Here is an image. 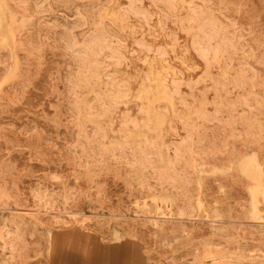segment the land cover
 I'll list each match as a JSON object with an SVG mask.
<instances>
[{"label":"rangeland","instance_id":"rangeland-1","mask_svg":"<svg viewBox=\"0 0 264 264\" xmlns=\"http://www.w3.org/2000/svg\"><path fill=\"white\" fill-rule=\"evenodd\" d=\"M74 1H76V2H74ZM74 1L72 0V2L71 1L69 2V0H62V1L61 0H43V1H41V0H0V63H1L0 64V77H1L0 78V87H1L0 88V100H1L0 101V137L3 136L0 138V146H1L0 147V264H13V263L14 264H54V261L52 259V255L50 253V247L52 244V237L55 234L56 235H62L64 233L65 234L66 233H73L74 231H75V234H72L73 238L78 239V240H83V241H87V240L91 241V242L96 241L98 246H109L110 244L117 243V242H121V243L126 242V244H131V243L135 244L136 252L140 258V264H161V263L162 264H174V263H176V264H179V263L180 264H241V262L243 264H246V263L247 264H258L260 262H261L260 264H264V243H263L264 242V231H263L264 230V202L260 199V202L257 203L258 218H254L252 216V212H251L252 211V200H251V195H250V191H249V186H250L251 182H250L249 178L243 174V171L241 168L242 163L249 156L255 157L256 161L258 163L260 162L259 164H261V166L264 168V145H263L264 144V130H263V128H264V120H263L264 119V117H263V115H264L263 114L264 113V110H263L264 109V48H262V47H264V43H262V42H264V28H263L264 26L261 27L262 25H264L263 24L264 23L263 17L261 19V16L262 15L264 16V0L263 1L258 0L259 4L256 2L257 0H245V1L244 0H230V1L229 0H221L223 5H225L224 3H227V5L224 6V7L227 6L226 8H224L223 5L220 3L222 5L221 6L222 9L220 7V4H218V2H220L219 0H178L179 2L177 0H157V1L156 0H141V1L140 0H135V1H133V0H88V1L87 0H74ZM92 1H93V3H91ZM138 1H140V2H138ZM213 1H214V3H215V1H218V2H216L214 5ZM56 2L57 3L59 2L58 5ZM135 2H137V4ZM51 3H52V5H51ZM68 3H71V4H68ZM73 3H76V4H73ZM234 3H235V5H233ZM260 3H261V7H260ZM55 4H56V6H55ZM124 4L131 11L127 10L128 8H126L125 6H122ZM128 4L130 7L127 6ZM152 4H153V6H152ZM158 4H161V6ZM228 4H230V8H229ZM262 4H263V6H262ZM10 5H12L14 8L12 7V9H11ZM45 5H46V7H45ZM71 5H73V6H71ZM154 5H157L158 7L160 6L159 7L160 10L157 8V6H154ZM167 5L170 8L172 7L174 10L172 8L170 9ZM195 5H199L198 8ZM205 5L206 6L209 5V7H206ZM63 6H65V9ZM101 6L102 7L104 6V7L102 8ZM166 6L168 8H166ZM7 7H8V9H6ZM55 7H56V9H55ZM91 7L93 9H91ZM134 7H136L137 11ZM258 7H259V9H258ZM59 8H60V10H59ZM77 8H78V10H77ZM188 8H189V10H191V9L192 10L189 11ZM212 8H214L215 11ZM234 8H236V9L238 8L237 11ZM262 8H263V10H262ZM54 9H55V11H54ZM68 9H69L70 14L68 13ZM73 9H75V10H73ZM140 9L142 11L145 10L146 12L144 11V12L140 13ZM9 10H11V11H9ZM13 10H14V12H13ZM89 10H90V12H89ZM222 10H223V12H222ZM239 10H240V12H239ZM73 11H75V13ZM80 11L82 14L80 13ZM94 11H96V12H94ZM161 11H163V12H161ZM193 11H195L196 14ZM207 11H209V12H207ZM210 11H212V12H210ZM260 11H261V13H260ZM132 12L137 13V14H135V15H134V13L130 14ZM138 12L140 15H143V13H144V16H142V17L138 16L139 15ZM254 12H256V13H254ZM71 13H73V14H71ZM86 13H88V14L86 15ZM61 14H63V15H61ZM211 14L213 15V17ZM214 14H215V16H214ZM251 14H253V15H251ZM79 15H81V16H79ZM95 15H96V17H95ZM124 15L127 16L128 18L125 17ZM131 15H132V17H131ZM224 15L226 17H224ZM248 15H250V16H248ZM55 16H57V17H55ZM58 16H60V19L58 18ZM133 16H135L136 19ZM243 16H244V19H245V17L247 18L246 21L243 19ZM52 17L55 18V22H54V19ZM64 17L66 20L62 21ZM83 17H85V18H83ZM209 17H210V19H209ZM229 17L232 19H228ZM214 18H216V20ZM11 19H13V20H11ZM15 19H16V21H15ZM21 19H22V21H21ZM79 19L80 20L82 19V20L80 21ZM101 19H103V20H101ZM127 19H129V20H127ZM143 19L145 22L143 21ZM218 19L223 23H220V21ZM239 19H241V20L239 21ZM251 19H252V22H254V23L256 22V26H254L255 24L252 25L253 23H251V21H250ZM19 20L21 22H18ZM51 20L53 21V23ZM77 20H79L78 22H79L80 27L78 26ZM201 20H202V22H201ZM235 20L238 21V23H235L236 22ZM84 21L86 23H88V25L87 24L85 25ZM70 22H71L72 26L70 25ZM106 22L108 23V25ZM224 22H226V23H224ZM230 22L233 25H230ZM240 22L245 23L244 27H242L243 24L241 25ZM8 23H9V25H8ZM54 23H57V24H54ZM59 23H60V25H59ZM96 23L98 25H96ZM144 23H146L145 24L146 26H144ZM178 23H179V25H178ZM212 23H213V25H212ZM249 23H251V24H249ZM66 24H67V26H70V27H65ZM197 24H198V26H197ZM259 24H262V25H259ZM174 25H175V27H174ZM215 25H216V27H215ZM248 25H250V26H248ZM12 26H15V27L13 28ZM62 26H64V28H69L68 29L69 31L67 29H64ZM190 26H191V30L189 28ZM213 26L215 28H213ZM224 26L225 27L227 26L228 28L227 27L225 28ZM17 27H19V29ZM49 27H51V28H49ZM76 27L79 31H76L77 29L76 30L74 29ZM207 27H209V28H207ZM16 28L18 31L20 30L19 35L17 33V30H15ZM106 28H108V29L106 30ZM139 28H140V31H139ZM243 28H245V29H243ZM23 29H25V30H23ZM211 29H212V33H211ZM215 29H217V31ZM246 29H248V30H246ZM21 30H23V32H21ZM65 30L67 31L66 34L69 33L68 34L69 35V37H68L69 41L67 39L68 35L65 34ZM116 30L118 31L119 34L116 32ZM207 30H209V31H207ZM11 31H12V33H11ZM81 31H83V32H81ZM179 31H183V32H179ZM196 31H198V32H196ZM240 31H243L244 33L243 32L240 33ZM72 32H74V33H72ZM95 32L96 33L98 32L97 35H95L96 34ZM59 33L63 36H61ZM79 33H80V35L78 36ZM86 33H88L87 36H86ZM207 33H209V34H207ZM222 33H223V35H226L228 37L221 35ZM234 33H235V35H234ZM200 34H202V35H200ZM82 35L85 37L83 38ZM117 35H118V38H117ZM173 35H175V36H173ZM195 35H196V37H195ZM209 35H211V36H209ZM75 36H76V38H75ZM90 36L92 38H90ZM113 36H116V37H113ZM140 36H142V37H140ZM148 36H149V38H148ZM245 36H246V38H245ZM193 37H195L196 40ZM243 37H244V39H243ZM88 38L91 41H93L94 43L91 42ZM206 38L209 40L206 41ZM13 39H14V42H13ZM94 39H95V41H94ZM97 39L99 40V42H97L98 41ZM100 39H102L103 42H102V40L100 41ZM211 39H213V40H211ZM237 39L238 40L240 39L239 42ZM251 39H252V41H251ZM56 40H58V41H56ZM59 40H61L62 43ZM86 40H88V41H86ZM119 40L123 41L124 43L119 42ZM136 40L138 43L140 42L141 46H140V44L138 46H134V44L135 45L138 44L136 42ZM172 40H174V41L172 42ZM248 40H249V42H247ZM258 40H260V41H258ZM20 41H21V43H20ZM63 41H65L66 44L65 43L63 44ZM89 41L91 44H88ZM143 41H144V43H142ZM101 42L104 46L101 44ZM236 42H237V44H236ZM69 43H71L72 44L71 47L75 49V50H73L72 48H69L70 50L72 49L71 50L72 54L74 52L75 55H72L71 51L68 49L67 46L70 45ZM74 43H76V44H74ZM78 43H79V45H78ZM108 43H109V45H107ZM207 43H209V44H207ZM241 43H244L245 45L241 44ZM13 44H14V47H13ZM22 44L24 45V49H23V47H21ZM80 44L82 46H80ZM105 44H106V48H105ZM224 44H226V45H224ZM250 44H251V46H250ZM252 44L256 45V46L252 47L253 46ZM85 45L87 48L84 47ZM96 45H98V47H96ZM143 45H144V48H143ZM202 45L204 48H202ZM204 45H207L210 47H207V46L205 47ZM213 45L215 47H213ZM229 45H231V46H229ZM243 45H244V47H243ZM63 46H64V48H63ZM147 46H149V47H147ZM190 46L193 47V49H191ZM141 47H142V49H141ZM255 47H257V48H255ZM78 48L79 49L81 48V49L79 50ZM145 48H146V51H144ZM8 49H9V53H8ZM77 49L79 50L78 51L79 54L82 53V55L78 54V52L76 51ZM94 49L96 52L93 51L94 53H91L90 51H92ZM99 49H101L102 51H99ZM223 49H225V50H223ZM228 49H230V50H228ZM254 49H255V51H254ZM49 50H51V51H49ZM192 50H194L195 52ZM200 50H202V51H200ZM204 50H205V52H204ZM207 50H209V51H207ZM241 50H243V51H241ZM162 51H164V52H162ZM228 51H230V52H228ZM63 52H64V54H63ZM203 52H204V54H203ZM207 52H209V53H207ZM247 52H248L249 56H248ZM1 53H3V54H1ZM159 53H161L162 55L161 54L159 55ZM223 53H225V54H223ZM261 53H262V55H261ZM109 54H111L112 56ZM157 54L160 57H157ZM163 54H164V56H163ZM207 54H209V55H207ZM7 55H9V56H8V58L5 59V57H7ZM58 55L62 58H60ZM229 55H230V57H229ZM76 56H78V57H76ZM239 56H241L243 59L240 58ZM245 56L247 57V59L244 58ZM111 57H113V58H111ZM115 57H118V58H115ZM47 58L49 60L51 59V61L53 63L51 61H48ZM72 58H74V59H72ZM76 59L78 60L79 63L81 61L84 64L81 65V63L79 64V63H77V61L75 62ZM217 59H218V61H217ZM232 59H234V60H232ZM14 61H15V63H14ZM56 61H58V62H56ZM93 61H94V63H93ZM205 61H206V63H205ZM241 61L242 62L244 61L245 63L243 62V64H242ZM60 62L62 63V65ZM119 62H120V64H117ZM113 63H116V64L113 65ZM239 63H240V65H239ZM56 64L59 65V67ZM74 64H75V66L77 65L76 66L77 68L75 66L73 68ZM207 64H209V65H207ZM244 64H246V65H244ZM54 66H55V68H54ZM63 66L65 67L66 70L64 69ZM89 67H90V69H89ZM94 67H96V68H94ZM52 68H53V70L51 71ZM60 68H62V71ZM225 68H227V69H225ZM205 69H206V71H205ZM1 70L3 72H1ZM68 70H70L69 71L70 73L67 72ZM74 70H76V71H74ZM258 70H260V72ZM21 71H22V74H21ZM79 71H81V72H79ZM87 71H89V72H87ZM253 71H254V73H253ZM257 71H258V73H256ZM49 72L50 73L52 72L51 75ZM53 72H54V74H53ZM62 72H63V74H62ZM206 72H209V74H206ZM72 73H74V74H72ZM88 73H90V74H88ZM107 73H108V75H107ZM201 74H206V76L201 75ZM18 75H19V78H18ZM20 75H23L24 79ZM28 75H30V76H28ZM65 75H66V77H64ZM69 75H70V77H69ZM212 75H213V78H212ZM252 75H254V76H252ZM85 76H86V78H84ZM104 76H105V78H104ZM210 76H211L212 81L210 80ZM215 76H216V78H214ZM45 77H47V80H49V81H47V84H46V78ZM198 77H200V78H198ZM241 77H244L245 80ZM250 77H252V78L250 79ZM257 77H259V78H257ZM63 78L66 82H64ZM67 78H69V79L67 80ZM144 78L147 82L144 80ZM164 78H165V81H164ZM207 78H209V79H207ZM234 78H236V81ZM204 79H206V80H204ZM238 79L239 80L241 79L240 80L241 83ZM85 80H88V81H85ZM161 80H162V82H161ZM215 80H216V82H215ZM43 81H45V83ZM189 81L191 83H189ZM243 81H244V83H243ZM53 82H54V84H53ZM170 82L173 85H175L178 82L177 85L179 84L178 85L179 87L177 85L176 86L178 88L174 87ZM197 82H198V84H197ZM212 82H214V83H212ZM221 82H222V85H221ZM223 82H224V85H223ZM247 82L249 84L248 85L249 87H247ZM81 83H83V84H81ZM110 83H111V86H109ZM120 83H122V85ZM19 84H21V85H19ZM71 84H72V86H71ZM226 84H228V85H226ZM237 84H238V86H237ZM18 85H19V87H18ZM250 85H251V88H250ZM39 86H40V88H39ZM46 86H48V88ZM77 86H78V88H77ZM94 86H95V88H94ZM119 86H120V88H119ZM189 86L191 87L190 88L191 90L188 89ZM217 86L220 87V90ZM44 87L47 88V90ZM65 87H67V88L69 87L70 89L68 88L69 89L68 90ZM192 87H193V89H192ZM207 87H209V88H207ZM233 87H236V88H233ZM36 88L38 91L36 90ZM175 88L177 89L176 91L174 90ZM261 88L263 90H261ZM65 89H66V92H65ZM215 89H216V91H215ZM97 90L99 91V93ZM122 90H124V91H122ZM197 90H198V92H197ZM207 90H209V91H207ZM248 90H250V91L248 92ZM42 91H43V93L44 92L47 93V95L44 93L45 97H44V94L41 93ZM67 91H71V92H67ZM169 91L172 94L169 93ZM111 92H112V94H110ZM126 92H127V94H126ZM177 92H179V94H181V95H177L178 94ZM241 92H243L242 95H240ZM173 93H175L177 96L174 95ZM203 93L206 95H204ZM35 94L37 96L40 95V97L39 96L37 97ZM74 94H76V95H74ZM169 94H171L172 98ZM184 94H185V96H183ZM48 95H50V96H48ZM138 95H139V97H138ZM199 95H200V97H199ZM261 95H263L262 96L263 99H262ZM59 96H61V99H59L60 98ZM104 96L105 97L107 96V98L109 97L110 99L109 98L105 99ZM204 96H206V97H204ZM224 96H225V98H224ZM68 97H70V99ZM252 97H253V99H252ZM30 98L31 99L33 98L34 100L33 99L31 100ZM37 98H40V99H37ZM73 98H75V99H73ZM178 98H179V100H181V101L184 100L185 102L184 103L180 102L179 100H177ZM190 98H193V99H190ZM248 98H250L252 100L250 101V100H248ZM65 99H66V101H65ZM136 99H137V101H136ZM59 100L61 103H59ZM105 100L107 101L108 104L106 103ZM230 100H232V101H230ZM262 100H263V104H262ZM3 101L5 104L3 103ZM51 101H53V102L51 103ZM69 101L71 104L73 103V105H71L69 103ZM99 101L103 102L104 104H102ZM253 101H255V102L253 103ZM10 102H11V104H10ZM55 102L57 103V106H59V104H61L60 105L61 107L60 106L57 107ZM66 102L68 104H65ZM110 102H112L111 105H110ZM249 102H251L252 105H251V103L249 105ZM53 103H55V105ZM180 103L182 105H180ZM100 104H101V108L99 107ZM66 105H67V107H66L67 110H66V108L64 110L63 107H65ZM68 105H70V106H68ZM123 105L125 106V108H123L124 107ZM246 105H248V106H246ZM90 106L91 107L94 106V107L91 108ZM108 106L115 108L116 110H114L112 108L108 109L109 108ZM186 106H188V107H186ZM250 106H252V107H250ZM46 107H48V109ZM55 107H56V109H54ZM69 107H70V109H69ZM87 107H88V110L90 112L88 110L86 111ZM105 107H107L106 110L103 109ZM155 107H157V108H155ZM182 107H184V108H182ZM32 108H34V109H32ZM58 108H59V110H58ZM139 108H140V110H139ZM162 108H167V109L164 110ZM260 108H262V109H260ZM68 109L72 112H70ZM71 109H75V114H74V110H71ZM156 109H157V111H156ZM177 110H178V113H177ZM221 110H223L226 113H224L223 111H222L223 113H221ZM244 110H246V111H244ZM26 111H28V113ZM47 111L50 113L48 114ZM51 111L53 112V114ZM57 111H59V113H57ZM262 111H263V113H262ZM37 112H39V113H37ZM41 112H42V114H41ZM63 112H67V113L64 114ZM258 112H261L262 114L258 113ZM60 113H61V116H59ZM71 113H73V114H71ZM98 113L100 115H98ZM108 113H109V115H108ZM56 114H57V116H56ZM88 114H91V115L89 116ZM144 114H146V115H144ZM255 115L256 116L259 115L258 118H256ZM71 116L72 117L75 116V117L72 118ZM76 116H77V118H76ZM221 116H222V118H221ZM66 117L67 118L69 117V119H67ZM123 117H124V119H123ZM177 117L180 118V120ZM199 117H201L200 120H199ZM18 118H20V119H18ZM51 118L54 120H52ZM204 118L205 119L207 118V119L205 120ZM41 119H43L45 124L43 121L41 122ZM60 119L62 120V122ZM132 119H134V121ZM181 119H182V121H181ZM221 119H223V120H221ZM30 120H32L33 123L35 122V124H33ZM47 120H49L48 121L49 123L47 122ZM68 120H69V122L74 120V125L71 124L73 122L69 123ZM130 120L133 122H131ZM168 120H169V123H168ZM58 121H60V123ZM94 121H96V123L98 124L97 128H96L97 124L95 123L96 124L95 125ZM11 122H13V124ZM36 122H38L39 124ZM75 122H76V124H75ZM87 122H89V124ZM171 122H173V123H171ZM184 122H186L187 124ZM193 122H195V123H193ZM248 122H249V124L250 123H252V124L249 125ZM82 123H83V125H82ZM120 123H122V124H120ZM130 123L131 124L133 123L134 126L133 125L131 126ZM166 123L170 124V127ZM24 124H26V127L24 126ZM43 124L45 126H43ZM46 124H48L49 126H46ZM68 124H70V126H72V127H70ZM79 124H81V126ZM91 124L95 125V126H92ZM178 124L179 125L186 124L187 126L181 125L183 127L182 128ZM229 124H231V125H229ZM15 125L18 126L19 129H18V127L16 128ZM62 125H64V126H62ZM67 125L69 127H67ZM135 125H136V128H134ZM172 125H173V128L175 127L174 129L172 128ZM51 126H53V127H51ZM54 126L57 130L56 129L54 130ZM65 126L67 128L66 130H64ZM144 126H146V127H144ZM219 126H221V127H219ZM247 126H248V128H247ZM11 127L13 128V130ZM87 127L89 128V130ZM109 127H111V128H109ZM192 127H194V128H192ZM29 128H30V130H29ZM36 128H37V130H36ZM46 128H47V131L45 130ZM72 128H73V130H71ZM86 128H87V130H86ZM171 128H172V130H170ZM184 128L186 131H183ZM204 128H207V129H204ZM210 128L212 129V131H210ZM95 129H97V130H95ZM189 129L192 131V133ZM44 130L46 132H44ZM50 130H52V131H50ZM92 130L94 132H92ZM98 130H100V131H98ZM173 130H174V132H172ZM181 130H182V132H181ZM217 130H219L221 133ZM249 130H250V133H249ZM251 130L252 131L258 130V131L256 133L255 132L252 133ZM25 131H27V133H29V134L28 135H27V133L25 134L24 133ZM35 131H40V132H36L37 135L39 134L38 136L40 138L35 133H33ZM53 131H54V133H53ZM69 131H72L73 133L69 132ZM84 131H86L87 133ZM187 131H188V133H187ZM189 131H190V133H189ZM101 132L103 133V135ZM183 132H186V133H183ZM216 132H218V133L216 134ZM245 132H247V134L249 133L248 134L249 136L246 135ZM31 133H33V134H31ZM41 133H42V135H41ZM49 133H53V136L50 135ZM63 133H66L67 135H65ZM94 133H96V136ZM203 133H206L207 135L203 134ZM212 133H214L215 137L213 136ZM54 134H55V136H54ZM71 134H72V136H71ZM74 134H76V135L74 136ZM186 134H187V136L189 134V139H187ZM190 134H193V135H190ZM195 134H198V135H195ZM32 135H34V136H32ZM25 136H27L30 139H28ZM35 136L37 137V139L34 138ZM41 136H42V138H41ZM69 136L72 140L69 138ZM77 136H78V138H76ZM190 136H192V138ZM197 136L199 139L197 138ZM202 136H205V137H202ZM211 136H212V138H211ZM55 137H56V139H55ZM207 137H210V139ZM217 137L220 139L219 141H218ZM221 137H223V139ZM254 137H256L257 140ZM25 138H27L28 140L26 139V141H23V140H25ZM92 138H94V139H92ZM102 138H103V140H102ZM123 138H124V141L121 140ZM184 138L186 139V141H188V140H191V141H188L185 143ZM213 138H215V139H213ZM21 139H22V142H24L23 145H22ZM57 139L60 141H58ZM68 139L71 141H69ZM82 139H84V140H82ZM95 139H96V141H95ZM233 139H234V141H233ZM13 140H14V142H13ZM65 140H66V142H65ZM75 140H78L79 142L77 141V143L74 145ZM92 140H94V142H92ZM200 140L202 142H200ZM170 141L173 142L175 145L172 146L173 143H171ZM183 141H184V143H183ZM205 141H210L211 147L207 146V145H209V142H205ZM26 142H27V144H26ZM153 142H155V143H153ZM178 142H182L184 145L182 143H180L181 144V146H180V144ZM79 143L82 145H80ZM95 143H96V145H94ZM3 144H5V145H3ZM18 144L22 145L23 147L18 145ZM25 144H26V146H25ZM29 144H31V145L29 146ZM33 144H35L36 147L33 146ZM41 144H43V145L41 146ZM142 144H143V146H142ZM146 144H148V145L146 146ZM164 144H166V145H164ZM169 144H171V145H169ZM199 144H200V146H198ZM212 144L214 147H212ZM123 145H127L128 148H126V146H123ZM149 145H151V146H149ZM94 146H96V147H94ZM148 146H149V148H147ZM175 146H176V148L177 147L181 148L182 146L183 147L181 148L182 149L181 150L180 148H177V149L174 148ZM201 146H203L202 147L203 149L201 148ZM25 147H27V148H25ZM52 147H54V148H52ZM74 147H76V148H74ZM112 147H116V148H112ZM121 147H122V149H121ZM142 147H144V148H142ZM199 147L201 148V150L199 149ZM207 147H210L211 149L213 148V150H211L210 148H207ZM216 147H218V148L216 149ZM93 148H95V150H93ZM98 148H100V149L98 150ZM107 148H108V150H107ZM185 148H186V150H185ZM195 148H197V149H195ZM28 149H30V150H28ZM53 149H55V151ZM101 149H102V152H101ZM105 149L107 150V151H105L106 153L104 152ZM111 149H112V151H111ZM117 149L119 151H116ZM124 149H125V151H124ZM143 149H146V151L147 150L148 151L145 152V150H143ZM172 149H174L173 150L174 155L175 154L177 155L178 153H180L182 156L181 157H180V155L174 156L172 154ZM205 149H207V150L205 151ZM242 149H243V152L241 151ZM23 150H24V153L21 154ZM38 150H39V152H38ZM67 150H68V153H66ZM73 150L75 151V153L72 154V152H74ZM81 150H83L84 152ZM126 150L130 151V153L127 152ZM151 150L153 151V153L150 152ZM188 150L191 152H189ZM199 150L201 152L203 151V153H201ZM36 151H37V153H36ZM69 151H70V154H69ZM121 151H122V154H120ZM132 151H133V153H131ZM141 151H144V152L142 153ZM165 151L167 153H165ZM209 151H212V153ZM240 151L242 152V154ZM41 152H43V153H41ZM54 152L56 153V156L53 155ZM57 152L59 153V155ZM108 152L111 155L108 154L107 156H105ZM113 152H115V153H113ZM148 152H150V153H148ZM193 152L197 154L196 155L197 157L194 156ZM50 153L52 155H50ZM79 153H81V154L85 153V154H83L84 156H80ZM93 153L95 154V156L97 158H95V156H92ZM127 153H128V156H126ZM200 153H201V155H200ZM16 154H18V155H16ZM167 154H168V156H167ZM198 154H199V156H198ZM223 154H225V155H223ZM15 155H16V158H15ZM39 155H42L43 157L39 156ZM60 155H61V157H60ZM63 155H65V156H63ZM68 155H71L72 157L68 156ZM120 155H122V156L119 157ZM133 155L134 156L137 155L138 157L136 156L134 158ZM143 155H146V156L151 155V157L150 156L146 157ZM259 155H261L260 158H259ZM21 156L24 158H22ZM51 156H53V157H51ZM57 156H59V157L57 158ZM86 156H88L90 158L88 159V157H86ZM202 156H203V159H202ZM75 157H76V159H75ZM80 157H82V159ZM123 157L124 158L126 157V158L123 159ZM128 157L129 158L132 157L131 158L132 160L129 159ZM175 157H178L177 159H179V158H181V159L177 160ZM199 157L202 160H200ZM217 157H219V158H217ZM8 158L10 161L8 160ZM47 158L51 161H49ZM83 158H85V159H83ZM91 158H92V160H91ZM93 158H95L97 160H95ZM108 158H110L112 160H110ZM115 158H117L118 160ZM137 158H139L140 160H138ZM144 158L146 159V161ZM221 158L223 159V161ZM224 158H225V161H224ZM262 158H263V160H262ZM13 159H15V160L12 162ZM57 159L58 160L60 159V160L58 161ZM86 159H87L88 163L86 161H84ZM103 159L105 161H103ZM119 159L121 161H119ZM135 159H137L138 162H137V160L135 161ZM155 159H156V161L153 163V161ZM174 159H176L178 161L177 164H176V160L173 163ZM109 160H110V162H108ZM123 160H124L125 164L127 163L126 165L123 163ZM133 160H134V162H133ZM142 160H143V162H141ZM186 160H187V162H185ZM213 160H216V161L214 162ZM56 161H58V162H56ZM79 161H80V163H79ZM130 161H132L133 164ZM147 161H148V163H147ZM157 161L159 164L158 163L156 164ZM22 162H23V164H21ZM37 162H40V163H37ZM77 162H78V164H77ZM81 162H82V164H81ZM83 162H85V163H83ZM116 162H117V164L115 165ZM121 162L124 166L122 164L120 165ZM183 162L185 163V165H183ZM9 163H10V166H9ZM18 163H20V165ZM50 163H52V164H50ZM111 163L113 165V167H112L113 169L110 167V166H112ZM128 163L129 164L131 163L130 165L131 166L133 165V166L131 167L130 165H128ZM137 163H138V166L141 165L139 168H137L138 167ZM142 163H144V164H142ZM152 163H153L152 166L147 165V164H152ZM54 164H55V166H54ZM64 164H66V165H64ZM76 164H77V168L75 167ZM79 164L82 167H80ZM102 164H104V165H102ZM118 164H119V166H118ZM154 164H156V165H154ZM173 164L176 166H174ZM178 164H179V166H178ZM5 165H7V166H5ZM58 166H60V168H61V169L59 168L60 171L58 170ZM134 166H137V167H134ZM155 166L156 167L158 166L157 167L158 169H156ZM182 166H186L187 169H189V170H187L186 167L182 168ZM17 167L21 168V169H18ZM72 167L73 168L75 167L74 168L75 170ZM101 167L103 168V170ZM46 168H48V169H46ZM66 168L67 169L72 168V170L68 169L69 170L68 171ZM104 168L108 171L107 172L108 175L103 174V173H106V170H104ZM109 168H111V170ZM130 168L133 169V171L135 168L136 171L131 172L132 170H130ZM146 168H148V169L146 170ZM123 169L127 170L126 172L130 171L131 173L129 172L130 174L129 173L126 174V173H124L125 170L122 173L121 171H123ZM150 169H152V170H150ZM155 169H156V171H155ZM169 170H175L176 171V172L174 171V173H175L176 177L178 176L177 177L178 180L176 178H174V179L172 178V177H174V175H173L174 173H173V171H169ZM185 170L187 173L191 174V176L189 174H187L185 172ZM207 170H209V171H207ZM24 171H25V173H24ZM140 171H142V172H140ZM153 171L155 172V174L159 173V175L156 174V176L158 175L159 177L154 176L155 174L153 173ZM160 171L162 172L161 174H160ZM55 172H57V173H55ZM234 172H236V173H234ZM49 173H52V174H49ZM115 173H118L117 176H115L116 175ZM135 173H136V175H135ZM143 173H145L147 176ZM148 173L150 174V176L153 174L152 176L154 177L155 180H153V177H149ZM184 173H186V174H184ZM76 174L77 175L79 174V175L76 176ZM85 174H87L88 176ZM124 174H125V176H124ZM142 174H143V176H146L147 179L145 178V181L147 180L146 182H148V185H151V183H152L151 186H148L147 184H145L144 179H143L144 182L143 181L141 182L142 178H144V177H142ZM180 174H182L183 176L182 175L180 176ZM231 174H232L233 178H232ZM132 175H134L135 177H132ZM161 175H163V177L161 178L163 180L160 179ZM36 176H38V177H36ZM59 176L60 177L62 176L61 179L59 178ZM119 176L123 180L121 178H119ZM184 176L186 178H183ZM218 176L221 177L222 179L219 178ZM11 177L13 178V180ZM110 177H112V178H110ZM116 177H118L122 181L115 179ZM101 178H103L104 180ZM156 178L160 179L161 182H160V180H158ZM189 178H191V180ZM225 178L227 179V181H229L228 183L226 182ZM106 179H107V181H105ZM112 179L114 182L115 181H117V182L112 183ZM132 179L134 181H132ZM169 179H173V180H169ZM206 179L209 181H207ZM110 180H111V182H110ZM126 180H127V184H123V182L126 183L125 182ZM156 180H158L157 181L158 183L155 182ZM165 180H166V183L164 182ZM184 180H185V182H184ZM235 180L239 184L237 182H235ZM12 181H15V184ZM31 181L38 182L37 186L35 184L36 182L34 183ZM128 181H130V184L133 182H134V184L129 185ZM152 181L154 182L155 185L153 184ZM172 181H173V183L176 182L177 184L174 183L175 185L173 186ZM190 181H192L191 184H190ZM204 181H206V182H204ZM54 182H55V184H58V185L60 184L61 188H60V186L54 185ZM62 182L65 184H62ZM69 182H70V184H69ZM167 182H168V185H165V184H167ZM181 182H182V184H184V186H182ZM188 182H189V184H187ZM207 182H209V184H207ZM10 183H11V185H10ZM39 183H42V184H39ZM51 183H53V184H51ZM79 183H81L82 185ZM163 183H165V184H163ZM197 183H198V185H197ZM44 184H46V185L44 186ZM67 184H69L70 186ZM112 184L114 185V187ZM139 184H140V186H138ZM160 184H161V187H160ZM202 184H203V186H202ZM228 184H230V185H228ZM13 185H16V187H14ZM42 185H43V187H42ZM78 185H80V186H78ZM134 185L137 188H135ZM156 185H158V186H156ZM171 185H172V187H171ZM178 185H180V186H178ZM209 185L211 186V188L214 187L215 189L212 188L213 189L212 190L209 187H207ZM227 185L229 186V188ZM231 185L233 186L234 189L232 188ZM234 185H237V186H234ZM118 186H120V187H118ZM122 186H125L126 188L122 187ZM163 186H164V188H162ZM230 186H231V188H230ZM34 187H36V188H34ZM49 187L52 188V190ZM56 187L57 188L59 187L58 188L59 191ZM133 187L137 190H135ZM154 187L156 189H154ZM173 187L175 188V190ZM26 188H28V189H26ZM66 188L69 189V191L66 190ZM143 188H146V189H143ZM235 188H236V190H235ZM44 189L46 192L44 191ZM108 189L110 190V192ZM127 189H128V191H127ZM183 189H185V190H183ZM239 189H241L242 191ZM34 190H37V191H34ZM114 190H115V192H114L115 194L114 193L111 194V192H113ZM133 190H135V192H137V193L132 192ZM189 190H190V192H188ZM205 190H206V192H209L211 195L207 194V193L204 194ZM207 190H211V191H207ZM237 190L239 192L241 191L240 194ZM15 191H16V194L14 193ZM41 191L44 193H41ZM50 191L54 192V193H51ZM122 191H123V194H122ZM185 191H187V192L185 193ZM29 192H31V193L29 194ZM37 192L38 193L40 192L41 195H39L40 193L38 194ZM55 192H57V194ZM63 192H64V194H63ZM73 192H75V193L73 194ZM104 192H105V194H104ZM119 192L121 194H119ZM124 192H126V193H124ZM140 192H142V194ZM181 192L184 193L185 196L184 195L182 196L181 194H179ZM152 193H154V194H152ZM156 193H158V194H156ZM162 193H163V195H162ZM188 193H190V194L187 197ZM17 194H19V195L17 196ZM28 194L30 196H28ZM37 194L39 196H37ZM232 194L234 195V198L237 195L235 199H233ZM245 194H246V197H245ZM11 195H12V197H11ZM46 195H49V197ZM123 195H126V196H123ZM138 195H139V197H138ZM140 195H142V196H140ZM207 195H209L211 197V199H210V197H207ZM227 195H229V196H227ZM231 195H232V197H231ZM241 195H244L245 198H243V196H242V199L240 200ZM26 197H27V199H26ZM30 197L32 200H29ZM71 197H72V199L70 200ZM108 197H109V199H107ZM179 197L181 199H179ZM186 197L188 198L187 200L189 202L186 200ZM205 197H207L206 198L207 200L205 199ZM214 197L218 201L216 199H213ZM228 197H229V199H228ZM238 197H239V199H238ZM141 198H142V200H140ZM153 198H155V199H153ZM54 199L55 200L57 199L58 202L53 201ZM201 199L203 202L201 201ZM237 199L239 200V202ZM42 200L44 202H46L47 204L44 203ZM103 200H104V202H103ZM115 200H116V203L113 204L115 202ZM117 200L118 201L120 200V201L118 202ZM129 200H130V202L127 203V201H129ZM143 200L145 202H143ZM185 200L187 201V203L184 202ZM40 201L42 202V204ZM110 201H112V202H110ZM123 201L124 202L126 201L125 204ZM191 201H193V202H191ZM190 202H191V204H190ZM210 202H213V203H210ZM63 203H64V205H62ZM207 203H209V204H207ZM242 203H244L245 205ZM56 204H58L57 207H56ZM65 204H67V205L65 206ZM112 204H113V207H112ZM148 204H149V206H148ZM179 204H181V206ZM211 204H212V206H211ZM241 204H242V206H241ZM74 205H76V206H74ZM41 206H43V207H41ZM52 206H54V208ZM122 206L123 207L125 206V207L123 208ZM179 206H180V208H179ZM225 206L228 208H226ZM231 206L235 209H233ZM65 207L68 209L67 211H66ZM69 207H71V208H69ZM98 207H99V210H98ZM109 207L112 210H109ZM148 207H150L152 209L154 208V209L150 210V208H148ZM157 207H158V209H157ZM207 207H209V208H207ZM220 207H223V208H220ZM230 207L232 210L230 209ZM125 208H129V209H125ZM206 208H207V211H206ZM87 209H89V210H87ZM133 209L135 210V212ZM221 209H222V211H223V209H225V210L222 212ZM226 209H227V213H225ZM259 209L262 212H260ZM93 210H94V212H93ZM114 210L116 211V213ZM191 210L193 213H191ZM95 211H97V212H95ZM113 211H114V214H112ZM238 211H240V212H238ZM240 213H241V215H240ZM42 214H44V215H42ZM226 214H227V216H226ZM111 215H113V216H111ZM197 215L199 217H197ZM47 217H49V219L51 218L50 219L51 221L48 222ZM128 218H129V220H128ZM228 218L230 220H228ZM232 219H233V221H232ZM8 220H10V221H8ZM52 221H54V222H52ZM121 221H123V223ZM133 221H134V223H133ZM160 221H162L161 222L162 224L159 223ZM94 222H95V224H93ZM146 222H147V224H146ZM170 222L172 225L170 224ZM189 222L192 223L193 225L189 224ZM127 223H129V224H127ZM136 223H137V225H136ZM139 223H141V224H139ZM184 223L186 225H184ZM87 224H88V226H87ZM91 224H93V225H91ZM102 224H103L104 228L102 227ZM115 224H117V225H115ZM131 224L135 225L134 226L135 228H133V225L131 227L130 226ZM168 224H170L173 228L171 226H169ZM182 224H183V226H182ZM199 224H201L202 226ZM158 225H161V226H158ZM180 225H181V227H180ZM91 226H93V227L91 228ZM144 226H145V228H144ZM22 227L25 228L24 229L25 232L23 231ZM107 227H108V229H107ZM162 227L164 228L163 230H162ZM170 227L172 230L170 229ZM174 227H175V230H174ZM207 227H209V228H207ZM90 228H91V230H90ZM94 228H96V229H94ZM198 228H202L201 230H203V231L205 230V232L203 233V231H201ZM30 229H31V231H30ZM103 229H105V230H103ZM178 229L180 231H176ZM248 229H250V230H248ZM26 230H29L30 233H29V231H26ZM38 230H39V232H38ZM76 230H78V231H76ZM235 230H237V231H235ZM241 230H242V232H241ZM246 230H248V231H246ZM22 231H23V233H22ZM129 231H130V233H129ZM136 231H138V232H136ZM141 231L143 233H141ZM153 231H155V232L157 231V232L154 233ZM158 231H159V233H158ZM165 231H167L168 235ZM193 231H195V232H193ZM229 231H230V233H229ZM149 232H152V233H150L151 235L149 234ZM200 232L203 233L202 234L203 237L200 235L201 234ZM209 232H211V233H209ZM248 232L252 233V234L249 233L251 236L249 234H247V236H245L246 233H248ZM193 233H195V234L193 235ZM231 233H233V234L235 233L234 236H233V234L231 235ZM24 234H26V235H24ZM51 234H53V235H51ZM204 234H205V236L207 234V237L204 238ZM192 235H193V237H196L197 239L196 240H195V238L193 239ZM216 235L219 238H217ZM219 235H221V236H219ZM235 235H237V236L235 237ZM5 236H7V237H5ZM97 236H99V237L97 238ZM111 236H112V238H111ZM142 236H144V237H142ZM239 236H242L243 238H241ZM212 237H213V239H212ZM230 237H231V239H230ZM50 238H51V240H50ZM145 238H147V239H145ZM198 238L202 239L203 241L204 240H206V241L205 242L202 241V243H201V241ZM214 238H216V240ZM224 238L226 241L228 238L230 245L227 244L228 243V241H227V243H225L226 246L223 248V245H224L223 243L225 242ZM251 238H253V239H251ZM259 238H260V240H259ZM183 239L185 242H183ZM210 239H212V241L215 240L214 241L215 243L209 241ZM261 239H263V240H261ZM223 240H224V242H223ZM28 241H30L31 245ZM180 241H182V243H184V244L180 243ZM194 241H195V243H194ZM207 241H209V243H207ZM245 241H246V243H245ZM142 242H143V244H142ZM188 243H191V244L189 245ZM196 243H197V245H199V247L197 245H195ZM204 243H206V244H204ZM219 243H220V246H219ZM200 244H203L204 246H201ZM239 244H240V246H239ZM241 244L242 245L244 244L245 249L248 246V248H247L248 251L245 250ZM250 244L253 247H255V248H253L254 250L250 249V248H252V246ZM145 245H147L146 247L148 250L146 249ZM186 245H189V246H186ZM207 245H209V246H207ZM216 245H217V247H215ZM227 245H228V248H227ZM232 245H234L235 247L238 246L239 248H235ZM259 245H262V246L259 248ZM39 246H40V248H39ZM45 246H46V248H45ZM155 246H156V248H155ZM184 246L187 248H185ZM229 246H231V247H229ZM241 246H242V248H241ZM29 248L32 250H29ZM33 248H35V249H33ZM194 248H195V250H194ZM203 248H206V249L204 250ZM212 248L214 250H212ZM183 249L188 251V252H185ZM207 249H209V250H207ZM219 249L220 250L224 249L225 252L221 251L219 253V251H220ZM238 249L242 252L245 250L246 252L244 251L242 253ZM201 250H202V252H201ZM229 250H231V251L233 250V251L230 252ZM175 251H176V253H174ZM178 251H179V253H178ZM198 251L200 252V254H197L199 258L197 257V255H195L196 253H198ZM214 251H215V253H214ZM257 251H258V253H257ZM30 252H32V253L30 254ZM180 252L183 253L184 255H182ZM35 254L38 256H35ZM151 254H153V255H151ZM187 254H188V256H186ZM159 255L162 258H160ZM241 255H243L244 257ZM170 256L173 259L176 258L177 262L175 261L176 259L170 260V259H172V258H170ZM177 256H178V258H177ZM183 256H185V257H183ZM194 256H196V257H194ZM211 256H212V258H211ZM179 257H181V260ZM215 257H217V258H215ZM206 258H209V259H206ZM166 259H169V260H167L168 262L166 261ZM150 260H151V262H150ZM178 260H179V262H178ZM238 260H240L241 262ZM216 261H218V262L215 263Z\"/></svg>","mask_w":264,"mask_h":264},{"label":"bare ground","instance_id":"bare-ground-1","mask_svg":"<svg viewBox=\"0 0 264 264\" xmlns=\"http://www.w3.org/2000/svg\"><path fill=\"white\" fill-rule=\"evenodd\" d=\"M41 1H43V0H41ZM61 1H62V0H61ZM70 1L72 2V0H69V2H70ZM73 1H74V0H73ZM87 1H88V0H87ZM133 1H135V0H133ZM140 1H141V0H140ZM140 1H138V2H140ZM156 1H157V0H156ZM177 1H178V0H177ZM219 1H220V2L215 1V3L218 2V4H220V3L222 4L221 0H219ZM229 1H230V0H229ZM244 1H245V0H244ZM262 1H263V0H262ZM14 2H15V1H14ZM67 2H68V1H67ZM74 2H76V1H74ZM84 2H85V1H84ZM109 2H110V1H109ZM131 2H132V1H131ZM131 2H130V3H131ZM178 2H179V1H178ZM227 2H228V1H227ZM256 2L258 3V0H257ZM259 2H260V1H259ZM36 3H37V2H36ZM44 3H45V2H44ZM56 3H57V2H56ZM58 3H59V2H58ZM58 3H57V5H58ZM91 3H93V1H92ZM103 3H104V2H103ZM110 3H111V2H110ZM126 3H127V2H126ZM135 3L137 4V2H135ZM153 3H154V2H153ZM168 3H169V2H168ZM185 3H186V2H185ZM203 3H204V2H203ZM213 3H214V1H213ZM215 3H214V5H215ZM235 3H236V2H235ZM235 3H234L233 5H235ZM53 4H54V3H53ZM68 4H71V3H68ZM73 4H76V3H73ZM80 4H81V3H80ZM88 4H89V3H88ZM104 4H105V3H104ZM165 4H166V3H165ZM218 4H217V5H218ZM221 4H220V7L223 5V4H222V5H221ZM224 4L227 5V3H224ZM230 4H231V3H230ZM230 4H228V5H229V8H230ZM238 4H239V3H238ZM238 4H237V5H238ZM245 4H246V3H245ZM245 4H244V5H245ZM258 4H259V3H258ZM18 5H19V4H18ZM34 5H35V4H34ZM51 5H52V3H51ZM83 5H84V4H83ZM85 5H86V4H85ZM96 5H97V4H96ZM108 5H109V4H108ZM131 5H132V4H131ZM158 5L161 6V4H158ZM225 5H223V7H224ZM233 5H232V6H233ZM237 5H236V6H237ZM55 6H56V4H55ZM60 6H61V5H60ZM71 6H73V5H71ZM90 6H91V5H90ZM90 6H89V7H90ZM99 6H100V5H99ZM104 6H105V5H104ZM104 6H103V7H104ZM122 6H125V4L122 5ZM127 6H129V4H128ZM147 6H148V5H147ZM152 6H153V4H152ZM154 6H157V5H154ZM160 6H159V7H160ZM167 6H168V5H167ZM167 6H166V8L169 7V6H168V7H167ZM195 6H197V8H198L199 5H195ZM205 6H206V5H205ZM249 6H250V5H249ZM262 6H263V4H262ZM5 7H6V6H5ZM10 7H11V9H12L13 6L10 5ZM39 7H40V6H39ZM45 7H46V5H45ZM52 7H53V6H52ZM61 7H62V6H61ZM63 7H64V9H65V6H63ZM76 7H77V6H76ZM78 7H79V6H78ZM81 7H82V6H81ZM89 7H88V8H89ZM101 7H102V6H101ZM103 7H102V8H103ZM125 7H126V6H125ZM129 7H130V6H129ZM159 7L157 6L158 9H159ZM206 7H209V5H207ZM212 7H213V6H212ZM220 7H219V8H220ZM226 7H227V6H226ZM226 7H224V8H226ZM234 7H235V6H234ZM260 7H261V3H260ZM13 8H14V7H13ZM43 8H44V7H43ZM53 8H54V7H53ZM66 8H67V7H66ZM69 8H70V7H69ZM88 8H87V9H88ZM126 8H128V7H126ZM134 8L136 9V7H134ZM134 8H133V9H134ZM148 8H149V7H148ZM169 8H170V7H169ZM171 8H172V7H171ZM171 8H170V9H171ZM214 8H215V7H214ZM214 8H212V9H214ZM219 8H218V9H219ZM6 9H8V7H7ZM9 9H10V8H9ZM55 9H56V7H55ZM55 9H54V11H55ZM75 9H76V8H75ZM75 9H73V10H75ZM79 9H80V8H79ZM91 9H93V8L91 7ZM119 9H120V8H119ZM133 9H132V10H133ZM164 9H165V8H164ZM172 9H173V8H172ZM199 9H200V8H199ZM206 9H207V8H206ZM221 9H222V7H221ZM234 9L237 11L238 8H237V9L234 8ZM248 9H249V8H248ZM254 9H255V8H254ZM258 9H259V7H258ZM47 10H48V9H47ZM57 10H58V9H57ZM59 10H60V8H59ZM62 10H63V9H62ZM77 10H78V8H77ZM80 10H81V9H80ZM101 10H102V9H101ZM121 10H122V9H121ZM127 10L131 11L129 8H128ZM159 10H160V9H159ZM165 10H166V9H165ZM173 10H174V9H173ZM173 10H172V11H173ZM188 10H189V8H188ZM191 10H192V9H191ZM191 10H189V11H191ZM196 10H197V9H196ZM203 10H204V9H203ZM241 10H242V9H241ZM250 10H251V9H250ZM255 10H256V9H255ZM262 10H263V8H262ZM9 11H11V10H9ZM85 11H86V10H85ZM122 11H123V10H122ZM136 11H137V9H136ZM144 11H145V10H144ZM144 11H142V10L140 9V13H141V12H144ZM163 11H164V10H163ZM163 11H161V12H163ZM214 11H215V9H214ZM219 11H220V10H219ZM247 11H248V10H247ZM258 11H259V10H258ZM13 12H14V10H13ZM13 12H12V13H13ZM63 12H64V11H63ZM73 12L75 13V11H73ZM83 12H84V11H83ZM89 12H90V10H89ZM89 12H88V13H89ZM94 12H96V11H94ZM100 12H101V11H100ZM100 12H99V13H100ZM145 12H146V11H145ZM161 12H160V13H161ZM193 12H195V11H193ZM197 12H198V11H197ZM202 12H203V11H202ZM207 12H209V11H207ZM210 12H212V11H210ZM222 12H223V10H222ZM239 12H240V10H239ZM244 12H245V11H244ZM249 12H250V11H249ZM47 13H48V12H47ZM57 13H58V12H57ZM68 13L70 14L69 9H68ZM77 13H78V12H77ZM77 13H76V14H77ZM80 13H81V11H80ZM88 13H86V15H87ZM99 13H98V14H99ZM133 13H134V12H132V13H130V14H133ZM199 13H200V12H199ZM227 13H228V12H227ZM254 13H256V12H254ZM260 13H261V11H260ZM260 13H259V14H260ZM7 14H8V13H7ZM52 14H53V13H52ZM71 14H73V13H71ZM76 14H75V15H76ZM78 14H79V13H78ZM81 14H82V13H81ZM121 14H122V13H121ZM124 14H125V13H124ZM135 14H137V13H134V15H135ZM138 14H139V12H138ZM161 14H162V13H161ZM164 14H165V13H164ZM170 14H171V13H170ZM195 14H196V12H195ZM201 14H202V13H201ZM259 14H258V15H259ZM9 15H10V14H9ZM54 15H55V14H54ZM61 15H63V14H61ZM65 15H66V14H65ZM122 15H123V14H122ZM162 15H163V14H162ZM206 15H207V14H206ZM211 15H212V14H211ZM226 15H227V14H226ZM243 15H244V14H243ZM251 15H253V14H251ZM66 16H67V15H66ZM79 16H81V15H79ZM124 16H125V15H124ZM138 16H141V17H142V16H144V13H143V15H140V14H139ZM165 16H166V15H165ZM209 16H210V15H209ZM214 16H215V14H214ZM246 16H247V15H246ZM248 16H250V15H248ZM254 16H255V15H254ZM55 17H57V16H55ZM71 17H72V16H71ZM75 17H76V16H75ZM95 17H96V15H95ZM97 17H98V16H97ZM125 17H127V16H125ZM131 17H132V15H131ZM133 17L135 18V16H133ZM136 17H137V16H136ZM145 17H146V16H145ZM193 17H194V16H193ZM201 17H202V16H201ZM204 17H205V16H204ZM212 17H213V15H212ZM224 17H226V16L224 15ZM227 17H228V16H227ZM262 17H263V20H264V16H263V15L261 16V19H262ZM10 18H11V17H10ZM47 18H48V17H47ZM52 18H53V17H52ZM58 18L60 19V16H58ZM61 18H62V17H61ZM81 18H82V17H81ZM83 18H85V17H83ZM88 18H89V17H88ZM127 18H128V17H127ZM162 18H163V17H162ZM169 18H170V17H169ZM241 18H242V17H241ZM23 19H24V18H23ZM53 19H54V22H55V18H53ZM53 19H52V20H53ZM74 19H75V18H74ZM74 19H73V20H74ZM93 19H94V18H93ZM135 19H136V18H135ZM198 19H199V18H198ZM201 19H202V18H201ZM209 19H210V17H209ZM211 19H212V18H211ZM214 19L216 20V18H214ZM228 19H232V18L229 17ZM235 19H236V18H235ZM243 19H244V16H243ZM246 19H247V18L245 17L244 20L246 21ZM11 20H13V19H11ZM52 20H51V21H52ZM57 20H58V19H57ZM61 20H62V19H61ZM65 20H66V19H65V17H64L62 21H65ZM79 20H80V19H79ZM79 20H77L78 26H79V22H78ZM81 20H82V19H81ZM81 20H80V21H81ZM90 20H91V19H90ZM101 20H103V19H101ZM123 20H124V19H123ZM127 20H129V19H127ZM184 20H185V19H184ZM204 20H205V19H204ZM204 20H203V21H204ZM218 20H219V19H218ZM240 20H241V19H239V21H240ZM263 20H262V21H263ZM15 21H16V19H15ZM21 21H22V19H21ZM21 21L19 20L18 22H21ZM74 21H75V20H74ZM97 21H98V20H97ZM139 21H140V20H139ZM143 21H144V19H143ZM148 21H149V20H148ZM179 21H180V20H179ZM219 21H220V20H219ZM230 21H231V20H230ZM235 21H236V20H235ZM250 21H251V23H253L252 25L255 24L254 26H256V22H255V23L252 22V19H251ZM253 21H254V20H253ZM256 21H257V20H256ZM9 22H10V21H9ZM47 22H48V21H47ZM56 22H57V21H56ZM58 22H59V21H58ZM68 22H69V21H68ZM84 22H85V21H84ZM84 22H83V23H84ZM144 22H145V21H144ZM161 22H162V21H161ZM161 22H160V23H161ZM201 22H202V20H201ZM217 22H218V21H217ZM232 22H233V21H232ZM248 22H249V21H248ZM263 22H264V21H263ZM14 23H15V22H14ZM25 23H26V22H25ZM35 23H36V22H35ZM42 23H43V22H42ZM44 23H45V22H44ZM52 23H53V21H52ZM72 23H73V22H72ZM93 23H94V22H93ZM101 23H102V22H101ZM101 23H100V24H101ZM106 23H107V22H106ZM179 23H180V22H179ZM179 23H178V25H179ZM196 23H197V22H196ZM203 23H204V22H203ZM220 23H223V22L220 21ZM224 23H226V22H224ZM228 23H229V22H228ZM235 23H238V21H236ZM240 23H241V25L243 24L242 27H244V24H245V23H242V22H240ZM251 23H249V24H251ZM10 24H11V23H10ZM19 24H20V23H19ZM54 24H57V23H54ZM86 24L88 25V23L85 22V25H86ZM145 24H146V23H144V26H146ZM182 24H183V23H182ZM216 24H217V23H216ZM263 24H264V23H263ZM8 25H9V23H8ZM59 25H60V23H59ZM62 25H63V24H62ZM70 25H71V22H70ZM80 25H81V24H80ZM94 25H95V24H94ZM96 25H98V24L96 23ZM102 25H103V24H102ZM107 25H108V23H107ZM109 25H110V24H109ZM200 25H201V24H200ZM209 25H210V24H209ZM212 25H213V23H212ZM223 25H224V24H223ZM225 25H226V24H225ZM230 25H233V24H231V22H230ZM241 25H240V26H241ZM259 25H262V24H259ZM259 25H258V26H259ZM16 26H17V25H16ZM20 26H21V25H20ZM57 26H58V25H57ZM71 26H72V25H71ZM110 26H111V25H110ZM188 26H189V25H188ZM191 26H192V25H191ZM191 26L189 27L190 30H191ZM197 26H198V24H197ZM202 26H203V25H202ZM218 26H219V25H218ZM238 26H239V25H238ZM248 26H250V25H248ZM263 26H264V25H262L261 27H263ZM9 27H10V26H9ZM12 27L14 28L15 26H12ZM62 27L64 28V26H62ZM62 27H61V28H62ZM65 27H70V26H67V24H66ZM79 27H80V26H79ZM92 27H93V26H92ZM92 27H91V28H92ZM96 27H97V26H96ZM101 27H102V26H101ZM105 27H106V26H105ZM174 27H175V25H174ZM179 27H180V26H179ZM186 27H187V26H186ZM209 27H210V26H209ZM209 27H207V28H209ZM215 27H216V25H215ZM215 27L213 26V28H215ZM224 27H225V26H224ZM226 27H227V26H226ZM226 27H225V28H226ZM252 27H253V26H252ZM17 28L19 29V27H17ZM17 28H16L15 30H17ZM49 28H51V27H49ZM63 28H62V29H63ZM71 28H72V27H71ZM86 28H87V27H86ZM102 28H103V27H102ZM109 28H110V27H109ZM183 28H184V27H183ZM227 28H228V27H227ZM259 28H260V27H259ZM263 28H264V27H263ZM20 29H21V28H20ZM32 29H33V28H32ZM32 29H31V30H32ZM35 29H36V28H35ZM37 29H38V28H37ZM64 29H67V30H68L69 28H64ZM64 29H63V30H64ZM74 29L76 30L77 27L74 28ZM107 29H108V28H106V30H107ZM113 29H114V28H113ZM141 29H142V28H141ZM200 29H201V28H200ZM231 29H232V28H231ZM241 29H242V28H241ZM241 29H240V30H241ZM243 29H245V28H243ZM252 29H253V28H252ZM23 30H25V29H23ZM23 30H21V32H23ZM59 30H60V29H59ZM82 30H83V29H82ZM88 30H89V29H88ZM88 30H87V31H88ZM114 30H115V29H114ZM201 30H202V29H201ZM203 30H204V29H203ZM215 30L217 31V29H215ZM226 30H227V29H226ZM246 30H248V29H246ZM246 30H245V31H246ZM250 30H251V29H250ZM34 31H35V30H34ZM60 31H61V30H60ZM68 31H69V30H68ZM76 31H79V30L77 29ZM90 31H91V30H90ZM92 31H93V30H92ZM122 31H123V30H122ZM139 31H140V28H139ZM167 31H168V30H167ZM207 31H209V30H207ZM227 31H228V30H227ZM19 32H20V30H19V31L17 30L18 35H19ZM63 32H64V31H63ZM66 32H67V31L65 30V34H66ZM81 32H83V31H81ZM100 32H101V31H100ZM113 32H114V31H113ZM116 32L118 33L117 30H116ZM147 32H148V31H147ZM147 32H146V33H147ZM179 32H183V31H179ZM196 32H198V31H196ZM229 32H230V31H229ZM242 32H243V31H240V33H242ZM11 33H12V31H11ZM56 33H57V32H56ZM72 33H74V32H72ZM95 33H96V32H95ZM97 33H98V32H97ZM97 33H96L95 35H97ZM104 33H105V32H104ZM109 33H110V32H109ZM199 33H200V32H199ZM201 33H202V32H201ZM211 33H212V29H211ZM243 33H244V32H243ZM256 33H257V32H256ZM259 33H260V32H259ZM59 34H60V33H59ZM63 34H64V33H63ZM68 34H69V33H68ZM68 34H66V35H68ZM87 34H88V33H86V36H87ZM89 34H90V33H89ZM101 34H102V33H101ZM118 34H119V33H118ZM205 34H206V33H205ZM207 34H209V33H207ZM224 34H225V33H224ZM226 34H227V33H226ZM11 35H12V34H11ZM35 35H36V34H35ZM52 35H53V34H52ZM56 35H57V34H56ZM60 35H61V34H60ZM60 35H59V36H60ZM79 35H80V33L78 34V36H79ZM98 35H99V34H98ZM110 35H111V34H110ZM185 35H186V34H185ZM200 35H202V34H200ZM211 35H212V34H211ZM211 35H209V36H211ZM221 35H223V33H222ZM228 35H229V34H228ZM234 35H235V33H234ZM239 35H240V34H239ZM243 35H244V34H243ZM12 36H13V35H12ZM59 36H58V37H59ZM61 36H63V35H61ZM78 36H77V37H78ZM82 36H83V35H82ZM91 36H92V35H91ZM91 36H90V38H92ZM93 36H94V35H93ZM102 36H103V35H102ZM104 36H105V35H104ZM108 36H109V35H108ZM164 36H165V35H164ZM169 36H170V35H169ZM173 36H175V35H173ZM204 36H205V35H204ZM223 36L228 37V36H226V35H223ZM35 37H36V36H35ZM54 37H55V36H54ZM58 37H57V38H58ZM68 37H69V35L67 36V39H68ZM84 37H85V36H83V38H84ZM113 37H116V36H113ZM140 37H142V36H140ZM165 37H166V36H165ZM171 37H172V36H171ZM195 37H196V35H195ZM195 37H193V38H195ZM212 37H213V36H212ZM237 37H238V36H237ZM262 37H263V36H262ZM262 37H261V38H262ZM27 38H28V37H27ZM60 38H61V37H60ZM62 38H63V37H62ZM75 38H76V36H75ZM117 38H118V35H117ZM121 38H122V37H121ZM148 38H149V36H148ZM152 38H153V37H152ZM245 38H246V36H245ZM251 38H252V37H251ZM255 38H256V37H255ZM261 38H260V39H261ZM31 39H32V38H31ZM67 39H66V40H67ZM77 39H78V38H77ZM86 39H87V38H86ZM88 39H89V38H88ZM106 39H107V38H106ZM154 39H155V38H154ZM171 39H172V38H171ZM222 39H223V38H222ZM225 39H226V38H225ZM228 39H229V38H228ZM243 39H244V37H243ZM248 39H249V38H248ZM25 40H26V39H25ZM73 40H74V39H73ZM75 40H76V39H75ZM89 40H90V39H89ZM97 40H98V39H97ZM101 40H102V39H100V41H101ZM110 40H111V39H110ZM193 40H194V39H193ZM195 40H196V38H195ZM197 40H198V39H197ZM202 40H203V39H202ZM207 40H209V39L206 38V41H207ZM211 40H213V39H211ZM226 40H227V39H226ZM226 40H225V41H226ZM237 40H238V39H237ZM239 40H240V39H239ZM239 40H238V42H239ZM241 40H242V39H241ZM261 40H262V39H261ZM56 41H58V40H56ZM59 41L61 42V40H59ZM68 41H69V39H68ZM79 41H80V40H79ZM86 41H88V40H86ZM90 41H91V40H90ZM90 41H89L88 44H91ZM94 41H95V39H94ZM173 41H174V40H172V42H173ZM190 41H191V40H190ZM204 41H205V40H204ZM251 41H252V39H251ZM258 41H260V40H258ZM13 42H14V39H13ZM45 42H46V41H45ZM76 42H77V41H76ZM91 42H93V41H91ZM97 42H99V40H98ZM102 42H103V40H102ZM102 42H101V44H102ZM119 42H123V41H120V40H119ZM136 42H137V40H136ZM195 42H196V41H195ZM198 42H199V41H198ZM215 42H216V41H215ZM247 42H249V40H248ZM20 43H21V41H20ZM38 43H39V42H38ZM61 43H62V42H61ZM61 43H60V44H61ZM64 43H65V41H63V44H64ZM93 43H94V42H93ZM123 43H124V42H123ZM137 43H138V42H137ZM142 43H144V41H143ZM200 43H201V42H200ZM262 43H264V42H262ZM48 44H49V43H48ZM50 44H51V43H50ZM63 44H62V45H63ZM65 44H66V43H65ZM69 44H70V45H69L70 47L67 46L68 49H69V48H72V47H71L72 44H71V43H69ZM74 44H76V43H74ZM81 44H82V43H81ZM81 44H80V46H82ZM111 44H112V43H111ZM139 44H140V42H139L137 45L134 44V46H138ZM198 44H199V43H198ZM201 44H202V43H201ZM205 44H206V43H205ZM207 44H209V43H207ZM213 44H214V43H213ZM236 44H237V42H236ZM241 44H244V43H241ZM16 45H17V44H16ZM25 45H26V44H25ZM78 45H79V43H78ZM78 45H77V46H78ZM94 45H95V44H94ZM94 45H93V46H94ZM102 45H103V44H102ZM107 45H109V43H108ZM145 45H146V44H145ZM190 45H191V44H190ZM210 45H211V44H210ZM214 45H215V44H214ZM214 45H213V47H215ZM224 45H226V44H224ZM224 45H223V46H224ZM244 45H245V44H244ZM244 45H243V47H244ZM248 45H249V44H248ZM252 45H253V44H252ZM260 45H261V44H260ZM20 46H21V45H20ZM20 46H19V47H20ZM52 46H53V45H52ZM64 46H65V45H64ZM64 46H63V48H64ZM75 46H76V45H75ZM93 46H92V47H93ZM103 46H104V45H103ZM140 46H141V44H140ZM204 46L206 47L207 45H204ZM216 46H217V45H216ZM229 46H231V45H229ZM250 46H251V44H250ZM254 46H256V45H253L252 47H254ZM13 47H14V44H13ZM21 47H23V49H24V45H23V44H22ZM45 47H46V46H45ZM65 47H66V46H65ZM67 47H66V48H67ZM84 47H86V45H85ZM94 47H95V46H94ZM96 47H98V45H96ZM108 47H109V46H108ZM108 47H107V48H108ZM147 47H149V46H147ZM172 47H173V46H172ZM190 47H191V46H190ZM207 47H210V46H207ZM213 47H212V48H213ZM225 47H226V46H225ZM241 47H242V46H241ZM31 48H32V47H31ZM59 48H60V47H59ZM63 48H62V49H63ZM86 48H87V47H86ZM86 48H85V49H86ZM100 48H101V47H100ZM105 48H106V44H105ZM105 48H104V49H105ZM109 48H110V47H109ZM143 48H144V45H143ZM170 48H171V47H170ZM197 48H198V47H197ZM202 48H204L203 45H202ZM239 48H240V47H239ZM250 48H251V47H250ZM255 48H257V47H255ZM262 48H264V47H262ZM72 49L75 50L74 48H72ZM72 49H71V50H72ZM78 49H79V48H78ZM78 49L76 50L77 52H78L81 48H80L79 50H78ZM95 49H96V48H95ZM95 49L92 50V51H90V52H91V53L96 52ZM104 49H103V50H104ZM141 49H142V47H141ZM147 49H148V48H147ZM191 49H193V47H191ZM206 49H207V48H206ZM209 49H210V48H209ZM226 49H227V48H226ZM241 49H242V48H241ZM252 49H253V48H252ZM252 49H251V50H252ZM35 50H36V49H35ZM63 50H64V49H63ZM69 50H70V49H69ZM71 50H70V51H71ZM97 50H98V49H97ZM105 50H106V49H105ZM111 50H112V49H111ZM148 50H149V49H148ZM148 50H147V51H148ZM155 50H156V49H155ZM170 50H171V49H170ZM202 50H203V49H202ZM202 50H200V51H202ZM213 50H214V49H213ZM223 50H225V49H223ZM223 50H222V51H223ZM228 50H230V49H228ZM46 51H47V50H46ZM49 51H51V50H49ZM70 51H69V52H70ZM76 51H75V52H76ZM81 51H82V50H81ZM88 51H89V50H88ZM93 51H94V52H93ZM99 51H102V50L99 49ZM144 51H146V48H145ZM160 51H161V50H160ZM192 51H194V50H192ZM196 51H197V50H196ZM207 51H209V50H207ZM226 51H227V50H226ZM237 51H238V50H237ZM241 51H243V50H241ZM254 51H255V49H254ZM84 52H85V51H84ZM132 52H133V51H132ZM156 52H157V51H156ZM162 52H164V51H162ZM194 52H195V51H194ZM204 52H205V50H204ZM204 52H203V54H204ZM214 52H215V51H214ZM224 52H225V51H224ZM228 52H230V51H228ZM8 53H9V49H8ZM59 53H60V52H59ZM85 53H86V52H85ZM112 53H113V52H112ZM130 53H131V52H130ZM145 53H146V52H145ZM148 53H149V52H148ZM182 53H183V52H182ZM184 53H185V52H184ZM207 53H209V52H207ZM1 54H3V53H1ZM55 54H56V53H55ZM63 54H64V52H63ZM71 54H72V51H71ZM78 54H79V52H78ZM80 54L82 55V53H80ZM80 54H79V55H80ZM160 54H161V53H159V55H160ZM223 54H225V53H223ZM247 54H248V52H247ZM5 55H6V54H5ZM51 55H52V54H51ZM59 55H60V54H59ZM59 55H58V56H59ZM66 55H67V54H66ZM72 55H75V53L73 52ZM72 55H71V56H72ZM93 55H94V54H93ZM109 55H111V54H109ZM128 55H129V54H128ZM130 55H131V54H130ZM159 55L157 54V57H160ZM161 55H162V54H161ZM195 55H196V54H195ZM207 55H209V54H207ZM232 55H233V54H232ZM254 55H255V54H254ZM261 55H262V53H261ZM8 56H9V55H7V57H5V59L8 58ZM58 56H57V57H58ZM96 56H97V55H96ZM96 56H95V57H96ZM111 56H112V55H111ZM153 56H154V55H153ZM163 56H164V54H163ZM233 56H234V55H233ZM248 56H249V54H248ZM252 56H253V55H252ZM19 57H20V56H19ZM19 57H18V58H19ZM26 57H27V56H26ZM59 57H60V56H59ZM69 57H70V56H69ZM72 57H73V56H72ZM74 57H75V56H74ZM76 57H78V56H76ZM89 57H90V56H89ZM165 57H166V56H165ZM181 57H182V56H181ZM196 57H197V56H196ZM226 57H227V56H226ZM229 57H230V55H229ZM239 57L242 58L241 56H239ZM60 58H62V57H60ZM70 58H71V57H70ZM81 58H82V57H81ZM111 58H113V57H111ZM115 58H118V57H115ZM223 58H224V57H223ZM223 58H222V59H223ZM244 58L247 59L246 56H245ZM253 58H254V57H253ZM20 59H21V58H20ZM47 59H48V58H47ZM72 59H74V58H72ZM84 59H85V58H84ZM160 59H161V58H160ZM237 59H238V58H237ZM242 59H243V58H242ZM103 60H104V59H103ZM107 60H108V59H107ZM199 60H200V59H199ZM232 60H234V59H232ZM240 60H241V59H240ZM240 60H239V61H240ZM5 61H6V60H5ZM48 61H51V59H50V60L48 59ZM65 61H66V60H65ZM76 61H77V63H79L77 59L75 60V62H76ZM200 61H201V60H200ZM206 61H207V60H206ZM206 61H205V63H206ZM217 61H218V59H217ZM236 61H237V60H236ZM246 61H247V60H246ZM51 62H52V61H51ZM56 62H58V61H56ZM71 62H72V61H71ZM241 62H242V61H241ZM243 62H244V61H243ZM243 62H242V64H243ZM247 62H248V61H247ZM247 62H246V63H247ZM256 62H257V61H256ZM14 63H15V61H14ZM49 63H50V62H49ZM52 63H53V62H52ZM54 63H55V62H54ZM60 63H61V62H60ZM64 63H65V62H64ZM80 63H81V65L84 64V63L81 62V61H80ZM80 63H79V64H80ZM93 63H94V61H93ZM203 63H204V62H203ZM215 63H216V62H215ZM232 63H233V62H232ZM244 63H245V62H244ZM258 63H259V62H258ZM262 63H263V62H262ZM0 64H1V63H0ZM3 64H4V63H3ZM10 64H11V63H10ZM22 64H23V63H22ZM65 64H66V63H65ZM114 64H116V63H113V65H114ZM117 64H120V62L117 63ZM230 64H231V63H230ZM247 64H248V63H247ZM56 65H57V64H56ZM56 65H55V66H56ZM61 65H62V63H61ZM61 65H60V66H61ZM204 65H205V64H204ZM207 65H209V64H207ZM213 65H214V64H213ZM239 65H240V63H239ZM244 65H246V64H244ZM23 66H24V65H23ZM55 66H54V68H55ZM57 66L59 67V65H57ZM74 66H75V64L73 65V68H74ZM76 66H77V65H76ZM76 66H75V67H76ZM115 66H116V65H115ZM51 67H52V66H51ZM58 67H57V68H58ZM63 67H64V66H63ZM67 67H68V66H67ZM90 67H91V66H90ZM90 67H89V69H90ZM226 67H227V66H226ZM228 67H229V66H228ZM237 67H238V66H237ZM237 67H236V68H237ZM257 67H258V66H257ZM47 68H48V67H47ZM76 68H77V67H76ZM78 68H79V67H78ZM80 68H81V67H80ZM84 68H85V67H84ZM94 68H96V67H94ZM242 68H243V67H242ZM261 68H262V67H261ZM261 68H260V69H261ZM14 69H15V68H14ZM17 69H18V68H17ZM60 69H61V71H62V68H60ZM64 69H65V67H64ZM64 69H63V70H64ZM82 69H83V68H82ZM102 69H103V68H102ZM167 69H168V68H167ZM225 69H227V68H225ZM244 69H245V68H244ZM2 70H3V69H2ZM2 70H1V72H3ZM52 70H53V68L51 69V71H52ZM58 70H59V69H58ZM65 70H66V69H65ZM83 70H84V69H83ZM83 70H82V71H83ZM92 70H93V69H92ZM92 70H91V71H92ZM95 70H96V69H95ZM213 70H214V69H213ZM247 70H248V69H247ZM256 70H257V69H256ZM23 71H24V70H23ZM48 71H49V70H48ZM56 71H57V70H56ZM69 71H70V70H68L67 72H69ZM71 71H72V70H71ZM74 71H76V70H74ZM100 71H101V70H100ZM205 71H206V69H205ZM242 71H243V70H242ZM258 71L260 72V70H258ZM258 71H257L256 73H258ZM33 72H34V71H33ZM79 72H81V71H79ZM83 72H84V71H83ZM83 72H82V73H83ZM87 72H89V71H87ZM102 72H103V71H102ZM178 72H179V71H178ZM250 72H251V71H250ZM23 73H24V72H23ZM49 73H50V72H49ZM51 73H52V72H51ZM51 73H50V75H51ZM55 73H56V72H55ZM69 73H70V72H69ZM144 73H145V72H144ZM202 73H203V72H202ZM220 73H221V72H220ZM251 73H252V72H251ZM253 73H254V71H253ZM1 74H2V73H1ZM19 74H20V73H19ZM21 74H22V71H21ZM44 74H45V73H44ZM47 74H48V73H47ZM53 74H54V72H53ZM57 74H58V73H57ZM60 74H61V73H60ZM62 74H63V72H62ZM72 74H74V73H72ZM88 74H90V73H88ZM206 74H209V72H206ZM206 74H201V75H205V76H206ZM224 74H225V73H224ZM226 74H227V73H226ZM247 74H248V73H247ZM3 75H4V74H3ZM45 75H46V74H45ZM67 75H68V74H67ZM70 75H71V74H70ZM70 75H69V77H70ZM107 75H108V73H107ZM109 75H110V74H109ZM220 75H221V74H220ZM243 75H244V74H243ZM243 75H242V76H243ZM1 76H2V75H1ZM20 76H22L23 79H24V76H23V75H20ZM28 76H30V75H28ZM48 76H49V75H48ZM60 76H61V75H60ZM72 76H73V75H72ZM72 76H71V77H72ZM146 76H147V75H146ZM146 76H145V77H146ZM178 76H179V75H178ZM252 76H254V75H252ZM43 77H44V76H43ZM61 77H62V76H61ZM64 77H66V75H65ZM89 77H90V76H89ZM92 77H93V76H92ZM110 77H111V76H110ZM143 77H144V76H143ZM167 77H168V76H167ZM255 77H256V76H255ZM0 78H1V77H0ZM18 78H19V75H18ZM45 78H46V84H47V81H49V80H47V77H45ZM57 78H58V77H57ZM74 78H75V77H74ZM74 78H73V79H74ZM84 78H86V76H85ZM104 78H105V76H104ZM108 78H109V77H108ZM147 78H148V77H147ZM198 78H200V77H198ZM212 78H213V75H212ZM214 78H216V76H215ZM232 78H233V77H232ZM236 78H237V77H236ZM236 78H234L235 81H236ZM241 78L244 79V77H241ZM247 78H248V77H247ZM251 78H252V77H250V79H251ZM257 78H259V77H257ZM43 79H44V78H43ZM50 79H51V78H50ZM68 79H69V78H67V80H68ZM207 79H209V78H207ZM234 79H233V80H234ZM44 80H45V79H44ZM63 80H64V78H63ZM71 80H72V79H71ZM74 80H75V79H74ZM82 80H83V79H82ZM88 80H89V79H88ZM88 80H85V81H88ZM96 80H97V79H96ZM96 80H95V81H96ZM144 80H145V78H144ZM172 80H173V79H172ZM200 80H201V79H200ZM200 80H199V81H200ZM204 80H206V79H204ZM210 80H211V76H210ZM213 80H214V79H213ZM219 80H220V79H219ZM219 80H218V81H219ZM222 80H223V79H222ZM238 80H239V79H238ZM240 80H241V79H240ZM240 80H239V81H240ZM244 80H245V79H244ZM256 80H257V79H256ZM40 81H41V80H40ZM78 81H79V80H78ZM106 81H107V80H106ZM145 81H146V80H145ZM164 81H165V78H164ZM175 81H176V80H175ZM177 81H178V80H177ZM211 81H212V80H211ZM223 81H224V80H223ZM43 82L45 83V81H43ZM64 82H66V81L64 80ZM64 82H63V83H64ZM70 82H71V81H70ZM92 82H93V81H92ZM146 82H147V81H146ZM161 82H162V80H161ZM173 82H174V81H173ZM215 82H216V80H215ZM37 83H38V82H37ZM49 83H50V82H49ZM63 83H62V84H63ZM85 83H86V82H85ZM85 83H84V84H85ZM117 83H118V82H117ZM164 83H165V82H164ZM170 83H171V82H170ZM170 83H169V84H170ZM175 83H176V82H175ZM175 83H174V84H175ZM177 83H178V82H177ZM177 83H176L175 85H173L172 83H171V84H172L174 87H177V86L179 85V84L177 85ZM180 83H181V82H180ZM189 83H191V82L189 81ZM212 83H214V82H212ZM225 83H226V82H225ZM240 83H241V81H240ZM243 83H244V81H243ZM251 83H252V82H251ZM251 83H250V84H251ZM53 84H54V82H53ZM81 84H83V83H81ZM104 84H105V83H104ZM120 84L122 85V83H120ZM171 84H170V85H171ZM197 84H198V82H197ZM199 84H200V83H199ZM215 84H216V83H215ZM238 84H239V83H238ZM238 84H237V86H238ZM19 85H21V84H19ZM19 85H18V87H19ZM32 85H33V84H32ZM37 85H38V84H37ZM48 85H49V84H48ZM58 85H59V84H58ZM58 85H57V86H58ZM92 85H93V84H92ZM176 85H177V86H176ZM187 85H188V84H187ZM187 85H186V86H187ZM193 85H194V84H193ZM219 85H220V84H219ZM221 85H222V82H221ZM221 85H220V86H221ZM223 85H224V82H223ZM226 85H228V84H226ZM230 85H231V84H230ZM235 85H236V84H235ZM239 85H240V84H239ZM248 85H249V84H248V82H247V87H249ZM262 85H263V84H262ZM44 86H45V85H44ZM49 86H50V85H49ZM63 86H64V85H63ZM67 86H68V85H67ZM71 86H72V84H71ZM85 86H86V85H85ZM109 86H111V83H110ZM113 86H114V85H113ZM123 86H124V85H123ZM183 86H184V85H183ZM26 87H27V86H26ZM42 87H43V86H42ZM46 87L48 88V86H46ZM69 87H70V86H69ZM69 87H68V88H69ZM117 87H118V86H117ZM140 87H141V86H140ZM178 87H179V86H178ZM178 87H177V88H178ZM217 87H218V86H217ZM226 87H227V86H226ZM240 87H241V86H240ZM255 87H256V86H255ZM0 88H1V87H0ZM39 88H40V86H39ZM44 88H45V87H44ZM47 88H45V89L47 90ZM57 88H58V87H57ZM63 88H64V87H63ZM65 88L68 89L67 87H65ZM77 88H78V86H77ZM94 88H95V86H94ZM94 88H93V89H94ZM110 88H111V87H110ZM119 88H120V86H119ZM121 88H122V87H121ZM144 88H145V87H144ZM190 88H191V87L189 86L188 89H190ZM207 88H209V87H207ZM218 88H219V90H220V87H218ZM221 88H222V87H221ZM233 88H236V87H233ZM244 88H245V87H244ZM250 88H251V85H250ZM41 89H42V88H41ZM66 89H65V92H66ZM69 89H70V88H69ZM69 89H68V90H69ZM73 89H74V88H73ZM102 89H103V88H102ZM192 89H193V87H192ZM241 89H242V88H241ZM248 89H249V88H248ZM36 90H37V88H36ZM59 90H60V89H59ZM174 90L176 91L177 89L175 88ZM190 90H191V89H190ZM224 90H225V89H224ZM250 90H251V89H250ZM250 90H248V92H249ZM261 90H263V89L261 88ZM37 91H38V90H37ZM71 91H72V90H71ZM71 91H67V92H71ZM94 91H95V90H94ZM97 91H98V90H97ZM97 91H96V92H97ZM116 91H117V90H116ZM122 91H124V90H122ZM175 91H174V92H175ZM207 91H209V90H207ZM207 91H206V92H207ZM215 91H216V89H215ZM221 91H222V90H221ZM242 91H243V90H242ZM47 92H48V91H47ZM109 92H110V91H109ZM183 92H184V91H183ZM197 92H198V90H197ZM222 92H223V91H222ZM244 92H245V91H244ZM41 93H43V91H42ZM44 93H45V92H44ZM44 93H43V94H44ZM48 93H49V92H48ZM76 93H77V92H76ZM98 93H99V91H98ZM115 93H116V92H115ZM115 93H114V94H115ZM123 93H124V92H123ZM169 93H171V92L169 91ZM177 93H178L177 95H181V94H179V92H177ZM242 93H243V92H241L240 95H242ZM252 93H253V92H252ZM256 93H257V92H256ZM33 94H34V93H33ZM45 94L47 95V93H45ZM45 94H44V97H45ZM65 94H66V93H65ZM100 94H101V93H100ZM110 94H112V92H111ZM118 94H119V93H118ZM121 94H122V93H121ZM126 94H127V92H126ZM171 94H172V93H171ZM171 94H169V95L171 96ZM173 94L176 95L175 93H173ZM203 94H204V93H203ZM237 94H238V93H237ZM237 94H236V95H237ZM246 94H247V93H246ZM35 95H36V94H35ZM70 95H71V94H70ZM74 95H76V94H74ZM82 95H83V94H82ZM92 95H93V94H92ZM94 95H95V94H94ZM96 95H97V94H96ZM177 95H176V96H177ZM189 95H190V94H189ZM204 95H206V94H204ZM227 95H228V94H227ZM258 95H259V94H258ZM26 96H27V95H26ZM36 96H37V95H36ZM38 96L40 97V95H38ZM38 96H37V97H38ZM48 96H50V95H48ZM51 96H52V95H51ZM61 96H62V95H61ZM61 96H59V97H60L59 99H61ZM102 96H103V95H102ZM120 96H121V95H120ZM124 96H125V95H124ZM170 96H169V97H170ZM183 96H185V94H184ZM183 96H182V97H183ZM190 96H191V95H190ZM245 96H246V95H245ZM262 96H263V95H261V97H262ZM54 97H55V96H54ZM54 97H53V98H54ZM57 97H58V96H57ZM104 97H105V96H104ZM112 97H113V96H112ZM138 97H139V95H138ZM199 97H200V95H199ZM201 97H202V96H201ZM204 97H206V96H204ZM222 97H223V96H222ZM250 97H251V96H250ZM253 97H254V96H253ZM253 97H252V99H253ZM35 98H36V97H35ZM42 98H43V97H42ZM53 98H52V99H53ZM64 98H65V97H64ZM68 98L70 99V97H68ZM76 98H77V97H76ZM106 98H107V96L105 97V99H106ZM108 98H109V97H108ZM108 98H107V99H108ZM126 98H127V97H126ZM133 98H134V97H133ZM171 98H172V96H171ZM179 98H180V97H179ZM179 98H178L177 100H179ZM185 98H186V97H185ZM188 98H189V97H188ZM224 98H225V96H224ZM237 98H238V97H237ZM256 98H257V97H256ZM259 98H260V97H259ZM259 98H258V99H259ZM30 99H31V98H30ZM32 99H33V98H32ZM32 99H31V100H32ZM37 99H40V98H37ZM69 99H68V100H69ZM73 99H75V98H73ZM97 99H98V98H97ZM99 99H100V98H99ZM109 99H110V98H109ZM113 99H114V98H113ZM190 99H193V98H190ZM231 99H232V98H231ZM252 99L248 98V100H250V101H251ZM260 99H261V98H260ZM262 99H263V97H262ZM33 100H34V99H33ZM42 100H43V99H42ZM53 100H54V99H53ZM56 100H57V99H56ZM248 100H247V101H248ZM0 101H1V100H0ZM49 101H50V100H49ZM49 101H48V102H49ZM65 101H66V99H65ZM96 101H97V100H96ZM105 101H106V100H105ZM110 101H111V100H110ZM136 101H137V99H136ZM179 101L182 102V103L185 102L184 100H182V101L179 100ZM220 101H221V100H220ZM230 101H232V100H230ZM234 101H235V100H234ZM247 101H246V102H247ZM52 102H53V101H51V103H52ZM57 102H58V101H57ZM67 102H68V101H67ZM67 102H66L65 104H68ZM71 102H72V101H71ZM74 102H75V101H74ZM99 102H101V101H99ZM254 102H255V101H253V103H254ZM258 102H259V101H258ZM260 102H261V101H260ZM3 103H4V101H3ZM3 103H2V104H3ZM55 103H56V102H55ZM55 103H53V104L55 105ZM59 103H61L60 100H59ZM69 103H70V101H69ZM101 103L104 104L103 102H101ZM106 103H107V101H106ZM111 103H112V102H110V105H111ZM214 103H215V102H214ZM231 103H232V102H231ZM231 103H230V104H231ZM250 103H251V102H249V105H250ZM4 104H5V103H4ZM4 104H3V105H4ZM10 104H11V102H10ZM39 104H40V103H39ZM47 104H48V103H47ZM53 104H52V105H53ZM70 104H71V103H70ZM107 104H108V103H107ZM185 104H186V103H185ZM185 104H184V105H185ZM217 104H218V103H217ZM235 104H236V103H235ZM262 104H263V100H262ZM262 104H261V105H262ZM22 105H23V104H22ZM35 105H36V104H35ZM41 105H42V104H41ZM60 105H61V104H59V106H60ZM71 105H73V103H72ZM80 105H81V104H80ZM93 105H94V104H93ZM178 105H179V104H178ZM180 105H182V104L180 103ZM251 105H252V103H251ZM47 106H48V105H47ZM56 106H57V103H56ZM59 106H57V107H59ZM62 106H63V105H62ZM68 106H70V105H68ZM105 106H106V105H105ZM115 106H116V105H115ZM123 106H124V105H123ZM217 106H218V105H217ZM225 106H226V105H225ZM225 106H224V107H225ZM246 106H248V105H246ZM253 106H254V105H253ZM32 107H33V106H32ZM34 107H35V106H34ZM60 107H61V106H60ZM66 107H67V105H66L65 107H63V109L65 110ZM75 107H76V106H75ZM90 107H91V106H90ZM92 107H94V106H92ZM92 107H91V108H92ZM99 107L101 108V104H100ZM102 107H103V106H102ZM108 107H109L108 109L112 108V107H110V106H108ZM162 107H163V106H162ZM165 107H166V106H165ZM186 107H188V106H186ZM189 107H190V106H189ZM220 107H221V106H220ZM250 107H252V106H250ZM46 108L48 109V107H46ZM91 108H90V109H91ZM123 108H125V106H124ZM155 108H157V107H155ZM158 108H159V107H158ZM173 108H174V107H173ZM182 108H184V107H182ZM194 108H195V107H194ZM217 108H218V107H217ZM30 109H31V108H30ZM32 109H34V108H32ZM54 109H56V107H55ZM63 109H62V110H63ZM69 109H70V107H69ZM69 109H68V110H69ZM97 109H98V108H97ZM103 109L106 110L107 107H105V108H103ZM112 109L116 110L115 108H112ZM162 109L165 110V109H167V108H162ZM162 109H161V110H162ZM186 109H187V108H186ZM222 109H223V108H222ZM260 109H262V108H260ZM26 110H27V109H26ZM58 110H59V108H58ZM64 110H63V111H64ZM66 110H67V108H66ZM71 110H74V114H75V109H71ZM87 110H88V107H87L86 111H87ZM139 110H140V108H139ZM164 110H163V111H164ZM174 110H175V109H174ZM195 110H196V109H195ZM202 110H203V109H202ZM252 110H253V109H252ZM263 110H264V109H263ZM13 111H14V110H13ZM38 111H39V110H38ZM45 111H46V110H45ZM69 111H70V110H69ZM76 111H77V110H76ZM86 111H85V112H86ZM88 111H89V110H88ZM111 111H112V110H111ZM156 111H157V109H156ZM196 111H197V110H196ZM200 111H201V110H200ZM222 111H223V110H221V113L224 112V111H223V112H222ZM233 111H234V110H233ZM244 111H246V110H244ZM250 111H251V110H250ZM259 111H260V110H259ZM7 112H8V111H7ZM18 112H19V111H18ZM26 112L28 113V111H26ZM29 112H30V111H29ZM47 112H48V111H47ZM51 112H52V111H51ZM60 112H61V111H60ZM70 112H72V111H70ZM83 112H84V111H83ZM89 112H90V111H89ZM104 112H105V111H104ZM164 112H165V111H164ZM202 112H203V111H202ZM219 112H220V111H219ZM14 113H15V112H14ZM22 113H23V112H22ZM31 113H32V112H31ZM35 113H36V112H35ZM37 113H39V112H37ZM49 113H50V112H48V114H49ZM57 113H59V111H57ZM61 113H62V112H61ZM61 113H60L59 116H61ZM63 113L66 114L67 112H63ZM68 113H69V112H68ZM93 113H94V112H93ZM99 113H100V112H99ZM99 113H98V115H100ZM136 113H137V112H136ZM175 113H176V112H175ZM177 113H178V110H177ZM224 113H226V112H224ZM251 113H252V112H251ZM258 113H261V112H258ZM262 113H263V111H262ZM262 113H261V114H262ZM32 114H33V113H32ZM32 114H31V115H32ZM41 114H42V112H41ZM52 114H53V112H52ZM64 114H63V115H64ZM71 114H73V113H71ZM91 114H92V113H91ZM91 114H88V115L90 116ZM198 114H199V113H198ZM200 114H201V113H200ZM217 114H218V113H217ZM263 114H264V113H263ZM39 115H40V114H39ZM63 115H62V116H63ZM78 115H79V114H78ZM108 115H109V113H108ZM144 115H146V114H144ZM194 115H195V114H194ZM194 115H193V116H194ZM231 115H232V114H231ZM253 115H254V114H253ZM259 115H260V114H259ZM259 115H257V116L255 115L256 118H258ZM1 116H2V115H1ZM33 116H34V115H33ZM56 116H57V114H56ZM65 116H66V115H65ZM69 116H70V115H69ZM72 116H73V115H72ZM72 116H71V117H72ZM92 116H93V115H92ZM92 116H91V117H92ZM195 116H196V115H195ZM200 116H201V115H200ZM215 116H216V115H215ZM226 116H227V115H226ZM235 116H236V115H235ZM255 116H254V117H255ZM260 116H261V115H260ZM20 117H21V116H20ZM25 117H26V116H25ZM74 117H75V116H74ZM74 117H72V118H74ZM99 117H100V116H99ZM197 117H198V116H197ZM232 117H233V116H232ZM263 117H264V115H263ZM21 118H22V117H21ZM32 118H33V117H32ZM59 118H60V117H59ZM63 118H64V117H63ZM63 118H62V119H63ZM66 118H67V117H66ZM76 118H77V116H76ZM97 118H98V117H97ZM177 118H178V117H177ZM200 118H201V117H199V120H200ZM221 118H222V116H221ZM18 119H20V118H18ZM22 119H23V118H22ZM45 119H46V118H45ZM51 119H52V118H51ZM67 119H69V117H68ZM70 119H71V118H70ZM123 119H124V117H123ZM123 119H122V120H123ZM178 119L180 120V118H178ZM178 119H177V120H178ZM196 119H197V118H196ZM204 119H205V118H204ZM206 119H207V118H206ZM206 119H205V120H206ZM210 119H211V118H210ZM215 119H216V118H215ZM219 119H220V118H219ZM239 119H240V118H239ZM242 119H243V118H242ZM52 120H54V119H52ZM60 120H61V119H60ZM74 120H75V119H74ZM74 120H73V121H70V122H73V123H71V124H73V125H74ZM111 120H112V119H111ZM132 120L134 121V119H132ZM213 120H214V119H213ZM221 120H223V119H221ZM263 120H264V119H263ZM263 120H262V121H263ZM30 121L32 122V120H30ZM42 121H43V119H41V122H42ZM48 121H49V120H47V122H48ZM55 121H56V120H55ZM80 121H81V120H80ZM80 121H79V122H80ZM97 121H98V120H97ZM130 121H131V120H130ZM133 121H131V122H133ZM181 121H182V119H181ZM258 121H259V120H258ZM1 122H2V121H1ZM41 122H40V123H41ZM43 122H44V121H43ZM50 122H51V121H50ZM58 122L60 123V121H58ZM61 122H62V120H61ZM68 122H69V120H68ZM70 122H69V123H70ZM81 122H82V121H81ZM91 122H92V121H91ZM179 122H180V121H179ZM217 122H218V121H217ZM256 122H257V121H256ZM11 123L13 124V122H11ZM29 123H30V122H29ZM32 123H33V122H32ZM32 123H31V124H32ZM36 123H38V122H36ZM48 123H49V122H48ZM85 123H86V122H85ZM87 123L89 124V122H87ZM95 123H96V121H94V124H95ZM125 123H126V122H125ZM168 123H169V120H168ZM168 123H166V124H168ZM171 123H173V122H171ZM184 123H186V122H184ZM193 123H195V122H193ZM209 123H210V122H209ZM219 123H220V122H219ZM6 124H7V123H6ZM6 124H5V125H6ZM33 124H35V122H34ZM38 124H39V123H38ZM44 124H45V122H44ZM44 124H43V126H45ZM65 124H66V123H65ZM75 124H76V122H75ZM96 124H97V123H96ZM96 124H95V125H96ZM120 124H122V123H120ZM130 124H131V123H130ZM179 124H180V123H179ZM179 124H178V125H179ZM186 124H187V123H186ZM186 124H181V125H186ZM200 124H201V123H200ZM244 124H245V123H244ZM246 124H247V123H246ZM248 124H249V122H248ZM250 124H252V123H250ZM250 124H249V125H250ZM256 124H257V123H256ZM10 125H11V124H10ZM22 125H23V124H22ZM28 125H29V124H28ZM28 125H27V126H28ZM51 125H52V124H51ZM53 125H54V124H53ZM57 125H58V124H57ZM60 125H61V124H60ZM68 125L70 126V124H68ZM68 125H67V127H69ZM79 125L81 126V124H79ZM82 125H83V123H82ZM84 125H85V124H84ZM91 125H92V124H91ZM91 125H90V126H91ZM95 125H92V126H95ZM132 125H133V123L131 124V126H132ZM181 125H179V126H181ZM202 125H203V124H202ZM229 125H231V124H229ZM254 125H255V124H254ZM24 126L26 127V124H24ZM34 126H35V125H34ZM46 126H49V125L46 124ZM62 126H64V125H62ZM76 126H77V125H76ZM133 126H134V125H133ZM168 126L170 127V124H168ZM186 126H187V125H186ZM186 126H185V127H186ZM199 126H200V125H199ZM256 126H257V125H256ZM1 127H2V126H1ZM8 127H9V126H8ZM8 127H7V128H8ZM12 127H13V126H12ZM12 127H11V128H12ZM15 127L17 128L18 126L15 125ZM51 127H53V126H51ZM56 127H57V126H56ZM60 127H61V126H60ZM70 127H72V126H70ZM97 127H98V124H97L96 128H97ZM104 127H105V126H104ZM144 127H146V126H144ZM181 127H182V126H181ZM181 127H180V128H181ZM214 127H215V126H214ZM219 127H221V126H219ZM227 127H228V126H227ZM250 127H251V126H250ZM16 128H15V129H16ZM31 128H32V127H31ZM34 128H35V127H34ZM49 128H50V127H49ZM58 128H59V127H58ZM61 128H62V127H61ZM87 128H88V127H87ZM87 128H86V130H87ZM109 128H111V127H109ZM134 128H136V125H135ZM155 128H156V127H155ZM172 128H173V125H172ZM172 128H171L170 130H172ZM174 128H175V127H174ZM174 128H173V129H174ZM182 128H183V127H182ZM182 128H181V129H182ZM192 128H194V127H192ZM196 128H197V127H196ZM211 128H212V127H211ZM211 128H210V131H212ZM217 128H218V127H217ZM247 128H248V126H247ZM15 129H14V130H15ZM18 129H19V127H18ZM55 129H56V128H55V126H54V130H55ZM66 129H67V128H66V126H65L64 130H66ZM76 129H77V128H76ZM145 129H146V128H145ZM187 129H188V128H187ZM190 129H191V128H190ZM190 129H189V130H190ZM199 129H200V128H199ZM204 129H207V128H204ZM204 129H203V130H204ZM12 130H13V128H12ZM16 130H17V129H16ZM27 130H28V129H27ZM29 130H30V128H29ZM36 130H37V128H36ZM45 130L47 131V128H46ZM45 130H44V132H46ZM56 130H57V129H56ZM59 130H60V129H59ZM59 130H58V131H59ZM71 130H73V128H72ZM79 130H80V129H79ZM79 130H78V131H79ZM88 130H89V128H88ZM95 130H97V129H95ZM100 130H101V129H100ZM100 130H98V131H100ZM109 130H110V129H109ZM154 130H155V129H154ZM175 130H176V129H175ZM215 130H216V129H215ZM220 130H221V129H220ZM263 130H264V128H263ZM4 131H5V130H4ZM50 131H52V130H50ZM60 131H61V130H60ZM160 131H161V130H160ZM183 131H186L185 128H184ZM190 131H191V130H190ZM190 131H189V133H190ZM206 131H207V130H206ZM210 131H209V132H210ZM217 131H219V130H217ZM251 131H252V130H251ZM257 131H258V130H256V131H252V133H253V132L256 133ZM22 132H23V131H22ZM36 132H40V131H35V132H33V133L36 134ZM55 132H56V131H55ZM61 132H62V131H61ZM64 132H65V131H64ZM66 132H67V131H66ZM69 132H72V131H69ZM84 132H86V131H84ZM92 132H94V131L92 130ZM147 132H148V131H147ZM151 132H152V131H151ZM172 132H174V130H173ZM172 132H171V133H172ZM181 132H182V130H181ZM219 132H220V131H219ZM16 133H17V132H16ZM24 133L26 134L27 131H25ZM33 133H31V134H33ZM53 133H54V131H53ZM53 133H49V134L53 136ZM72 133H73V132H72ZM86 133H87V132H86ZM101 133H102V132H101ZM149 133H150V132H149ZM160 133H161V132H160ZM183 133H186V132H183ZM187 133H188V131H187ZM191 133H192V131H191ZM217 133H218V132H216V134H217ZM220 133H221V132H220ZM220 133H219V134H220ZM245 133H246V135H248V134L250 133V130H249V133H248V134H247V132H245ZM255 133H254V134H255ZM258 133H259V132H258ZM3 134H4V133H3ZM8 134H9V133H8ZM28 134H29V133H27V135H28ZM35 134H34V135H35ZM59 134H60V133H59ZM63 134L67 135L66 133H63ZM84 134H85V133H84ZM90 134H91V133H90ZM94 134H95V136H96V133H94ZM203 134H206V133H203ZM212 134H213V136H214V133H212ZM219 134H218V135H219ZM222 134H223V133H222ZM222 134H221V135H222ZM34 135H32V136H34ZM36 135H37V134H36ZM38 135H39V134H38ZM38 135H37V136H38ZM41 135H42V133H41ZM69 135H70V134H69ZM75 135H76V134H74V136H75ZM79 135H80V134H79ZM88 135H89V134H88ZM88 135H87V136H88ZM100 135H101V134H100ZM102 135H103V133H102ZM159 135H160V134H159ZM159 135H158V136H159ZM190 135H193V134H190ZM195 135H198V134H195ZM206 135H207V134H206ZM19 136H20V135H19ZM19 136H18V137H19ZM32 136H31V137H32ZM54 136H55V134H54ZM56 136H57V135H56ZM71 136H72V134H71ZM186 136H187V134H186ZM222 136H223V135H222ZM241 136H242V135H241ZM243 136H244V135H243ZM248 136H249V135H248ZM251 136H252V135H251ZM262 136H263V135H262ZM1 137H3V136H1ZM1 137H0V138H1ZM25 137H27V136H25ZM38 137H39V136H38ZM50 137H51V136H50ZM60 137H61V136H60ZM89 137H90V136H89ZM103 137H104V136H103ZM124 137H125V136H124ZM144 137H145V136H144ZM182 137H183V136H182ZM184 137H185V136H184ZM190 137L192 138V136H190ZM202 137H205V136H202ZM214 137H215V136H214ZM219 137H220V136H219ZM27 138H28V137H27ZM27 138H25V140H23V141H26ZM34 138L37 139L36 136H35ZM34 138H33V139H34ZM39 138H40V137H39ZM41 138H42V136H41ZM43 138H44V137H43ZM51 138H52V137H51ZM57 138H58V137H57ZM69 138H70V136H69ZM76 138H78V136H77ZM82 138H83V137H82ZM94 138H95V137H94ZM94 138H92V139H94ZM121 138H122V137H121ZM197 138H198V136H197ZM207 138L210 139V137H207ZM211 138H212V136H211ZM217 138H218V137H217ZM217 138H216V139H217ZM221 138L223 139V137H221ZM254 138H256V137H254ZM2 139H3V138H2ZM28 139H30V138H28ZM28 139H27V140H28ZM55 139H56V137H55ZM61 139H62V138H61ZM70 139H71V138H70ZM100 139H101V138H100ZM113 139H114V138H113ZM187 139H189V134H188V136H187ZM198 139H199V138H198ZM200 139H201V138H200ZM213 139H215V138H213ZM250 139H251V138H250ZM43 140H44V139H43ZM43 140H42V141H43ZM57 140H58V139H57ZM68 140H69V139H68ZM71 140H72V139H71ZM71 140H69V141H71ZM79 140H80V139H79ZM82 140H84V139H82ZM87 140H88V139H87ZM102 140H103V138H102ZM121 140L124 141V138L121 139ZM184 140H185V143L188 142V141H191V140L186 141L185 138H184ZM219 140H220V139L218 138V141H219ZM252 140H253V139H252ZM256 140H257V138H256ZM58 141H60V140H58ZM77 141H78V140H75L74 145L77 143ZM95 141H96V139H95ZM151 141H152V140H151ZM153 141H154V140H153ZM226 141H227V140H226ZM233 141H234V139H233ZM258 141H259V140H258ZM13 142H14V140H13ZM17 142H18V141H17ZM21 142H22V139H21ZM27 142H28V141H27ZM27 142H26V144H27ZM40 142H41V141H40ZM54 142H55V141H54ZM65 142H66V140H65ZM78 142H79V141H78ZM86 142H87V141H86ZM88 142H89V141H88ZM92 142H94V140H92ZM147 142H148V141H147ZM170 142H171V141H170ZM170 142H169V143H170ZM174 142H175V141H174ZM197 142H198V141H197ZM200 142H202V141L200 140ZM200 142H199V143H200ZM205 142H209V145H207V146H210V145H211L210 141H205ZM18 143H19V142H18ZM23 143H24V142H22V145H23ZM35 143H36V142H35ZM61 143H62V142H61ZM98 143H99V142H98ZM98 143H97V144H98ZM151 143H152V142H151ZM153 143H155V142H153ZM171 143H173V142H171ZM178 143L180 144V143H182V142H178ZM178 143H177V144H178ZM183 143H184V141H183ZM183 143H182V144H183ZM216 143H217V142H216ZM226 143H227V142H226ZM26 144H25V146H26ZM37 144H38V143H37ZM79 144H80V143H79ZM86 144H87V143H86ZM89 144H90V143H89ZM104 144H105V143H104ZM200 144H201V143H200ZM200 144H199L198 146H200ZM3 145H5V144H3ZM18 145H20V144H18ZM22 145H20V146H22ZM30 145H31V144H29V146H30ZM42 145H43V144H41V146H42ZM74 145H73V146H74ZM80 145H82V144H80ZM94 145H96V143H95ZM99 145H100V144H99ZM99 145H98V146H99ZM106 145H107V144H106ZM147 145H148V144H146V146H147ZM164 145H166V144H164ZM169 145H171V144H169ZM174 145H175V144L173 143L172 146H174ZM183 145H184V144H183ZM263 145H264V144H263ZM16 146H17V145H16ZM33 146L36 147L35 144H33ZM37 146H38V145H37ZM47 146H48V145H47ZM71 146H72V145H71ZM76 146H77V145H76ZM86 146H87V145H86ZM100 146H101V145H100ZM123 146H126V148H128L127 145H123ZM137 146H138V145H137ZM142 146H143V144H142ZM149 146H151V145H149ZM149 146H148L147 148H149ZM154 146H155V145H154ZM177 146H178V145H177ZM180 146H181V144H180ZM185 146H186V145H185ZM194 146H195V145H194ZM215 146H216V145H215ZM219 146H220V145H219ZM0 147H1V146H0ZM22 147H23V146H22ZM27 147H28V146H27ZM27 147H25V148H27ZM45 147H46V146H45ZM64 147H65V146H64ZM94 147H96V146H94ZM104 147H105V146H104ZM144 147H145V146H144ZM144 147H142V148H144ZM155 147H156V146H155ZM166 147H167V146H166ZM169 147H170V146H169ZM182 147H183V146H182ZM182 147H181V148H182ZM202 147H203V146H201V148H202ZM210 147H211V146H210ZM210 147H207V148H210ZM212 147H214L213 144H212ZM239 147H240V146H239ZM29 148H30V147H29ZM40 148H41V147H40ZM52 148H54V147H52ZM69 148H70V147H69ZM74 148H76V147H74ZM89 148H90V147H89ZM91 148H92V147H91ZM102 148H103V147H102ZM110 148H111V147H110ZM112 148H116V147H112ZM123 148H124V147H123ZM133 148H134V147H133ZM145 148H146V147H145ZM150 148H151V147H150ZM160 148H161V147H160ZM164 148H165V147H164ZM172 148H173V147H172ZM174 148H176V146H175ZM177 148H180V147H177ZM177 148H176V149H177ZM181 148H180V149H181ZM188 148H189V147H188ZM201 148L199 147L200 150H201ZM217 148H218V147H216V149H217ZM241 148H242V147H241ZM36 149H37V148H36ZM99 149H100V148H98V150H99ZM121 149H122V147H121ZM166 149H167V148H166ZM176 149H175V150H176ZM195 149H197V148H195ZM202 149H203V148H202ZM210 149H211V148H210ZM220 149H221V148H220ZM28 150H30V149H28ZM31 150H32V149H31ZM39 150H40V149H39ZM39 150H38V152H39ZM41 150H42V149H41ZM51 150H52V149H51ZM53 150L55 151V149H53ZM68 150H69V149H68ZM68 150H67L66 153H68ZM74 150H75V149H74ZM74 150H73V151H74ZM93 150H95V148H93ZM107 150H108V148H107ZM107 150L105 149L104 152L107 151ZM127 150H128V149H127ZM127 150H126V151H127ZM137 150H138V149H137ZM141 150H142V149H141ZM143 150H145V152L148 151V150L146 151V149H143ZM152 150H153V149H152ZM152 150H151L150 152L153 153ZM173 150H174V149H172V154H173ZM181 150H182V149H181ZM181 150H180V151H181ZM185 150H186V148H185ZM200 150H199V151H200ZM206 150H207V149H205V151H206ZM211 150H213V148H212ZM19 151H20V150H19ZM34 151H35V150H34ZM42 151H43V150H42ZM60 151H61V150H60ZM60 151H59V152H60ZM63 151H64V150H63ZM63 151H62V152H63ZM81 151H83V150H81ZM111 151H112V149H111ZM116 151H119V150L117 149ZM116 151H115V152H116ZM124 151H125V149H124ZM154 151H155V150H154ZM170 151H171V150H170ZM176 151H177V150H176ZM176 151H175V152H176ZM188 151H189V150H188ZM188 151H187V152H188ZM241 151L243 152V149H242ZM241 151H240V152H241ZM1 152H2V151H1ZM44 152H45V151H44ZM51 152H52V151H51ZM83 152H84V151H83ZM85 152H86V151H85ZM90 152H91V151H90ZM93 152H94V151H93ZM99 152H100V151H99ZM101 152H102V149H101ZM101 152H100V153H101ZM115 152H113V153H115ZM127 152L130 153V151H127ZM138 152H139V151H138ZM141 152L143 153L144 151H141ZM150 152H148V153H150ZM189 152H191V151H189ZM200 152H201V151H200ZM209 152L212 153V151H209ZM217 152H218V151H217ZM237 152H238V151H237ZM242 152H241V154H242ZM3 153H4V152H3ZM14 153H15V152H14ZM14 153H13V154H14ZM16 153H17V152H16ZM23 153H24V150L22 151L21 154H23ZM25 153H26V152H25ZM36 153H37V151H36ZM41 153H43V152H41ZM41 153H40V154H41ZM54 153H55V152H54ZM54 153H53V155L56 156V153H55V154H54ZM57 153H58V152H57ZM73 153H75V151L72 152V154H73ZM91 153H92V152H91ZM91 153H90V154H91ZM105 153H106V152H105ZM116 153H117V152H116ZM123 153H124V152H123ZM131 153H133V151H132ZM152 153H151V154H152ZM165 153H167V152L165 151ZM177 153H178V152H177ZM193 153H194V152H193ZM198 153H199V152H198ZM201 153H203V151H202ZM201 153H200V155H201ZM213 153H214V152H213ZM44 154H45V153H44ZM69 154H70V151H69ZM72 154H71V155H72ZM79 154H80V156H84L83 154H85V153H83V154L79 153ZM98 154H99V153H98ZM108 154H110V153L108 152L105 156H107ZM118 154H119V153H118ZM120 154H122V151H121ZM137 154H138V153H137ZM140 154H141V153H140ZM158 154H159V153H158ZM182 154H183V153H182ZM185 154H186V153H185ZM209 154H210V153H209ZM238 154H239V153H238ZM11 155H12V154H11ZM11 155H10V156H11ZM16 155H18V154H16ZM16 155H15V158H16ZM24 155H25V154H24ZM50 155H52V154L50 153ZM58 155H59V153H58ZM65 155H66V154H65ZM65 155H63V156H65ZM71 155H68V156H71ZM110 155H111V154H110ZM112 155H113V154H112ZM173 155H174V154H173ZM175 155H176V154H175ZM175 155H174V156H175ZM177 155H180V157L182 156L180 153H178ZM177 155H176V156H177ZM196 155H197V154L194 153V156H196ZM223 155H225V154H223ZM39 156H42V155H39ZM92 156H95V154L93 153ZM121 156H122V155H120L119 157H121ZM126 156H128V153H127ZM133 156H134V155H133ZM133 156H132V157H133ZM136 156H137V155H136ZM136 156H134V158H135ZM143 156H146V155H143ZM147 156H150V157H151V155H147ZM147 156H146V157H147ZM167 156H168V154H167ZM169 156H170V155H169ZM174 156H173V157H174ZM185 156H186V155H185ZM198 156H199V154H198ZM215 156H216V155H215ZM260 156H261V155H259V158H260ZM13 157H14V156H13ZM13 157H12V158H13ZM21 157H22V156H21ZM42 157H43V156H42ZM51 157H53V156H51ZM58 157H59V156H57V158H58ZM60 157H61V155H60ZM66 157H67V156H66ZM71 157H72V156H71ZM77 157H78V156H77ZM86 157H88V156H86ZM115 157H116V156H115ZM132 157H131V158H132ZM137 157H138V156H137ZM140 157H141V156H140ZM196 157H197V156H196ZM224 157H225V156H224ZM22 158H24V157H22ZM63 158H64V157H63ZM80 158L82 159V157H80ZM89 158H90V157H88V159H89ZM95 158H97V157L95 156ZM95 158H93V159H95ZM98 158H99V157H98ZM100 158H101V157H100ZM125 158H126V157H125ZM125 158L123 157V159H125ZM128 158H129V157H128ZM128 158H127V159H128ZM131 158H129V159H131ZM141 158H142V157H141ZM169 158H170V157H169ZM175 158L177 159L178 157H175ZM182 158H183V157H182ZM199 158H200V157H199ZM213 158H214V157H213ZM217 158H219V157H217ZM227 158H228V157H227ZM47 159H48V158H47ZM55 159H56V158H55ZM55 159H54V160H55ZM61 159H62V158H61ZM69 159H70V158H69ZM75 159H76V157H75ZM78 159H79V158H78ZM78 159H77V160H78ZM83 159H85V158H83ZM101 159H102V158H101ZM108 159H110V158H108ZM115 159H117V158H115ZM121 159H122V158H121ZM137 159L140 160L139 158H137ZM137 159H135V161H136ZM144 159H145V158H144ZM152 159H153V158H152ZM156 159H157V158H156ZM156 159L153 161V163L156 161ZM167 159H168V158H167ZM176 159H174L173 163L175 162ZM180 159H181V158H179V159H177V160H180ZM202 159H203V156H202ZM202 159L200 158V160H202ZM221 159H222V158H221ZM8 160H9V158H8ZM14 160H15V159H13L12 162H13ZM18 160H19V159H18ZM48 160H49V159H48ZM57 160H58V159H57ZM59 160H60V159H59ZM59 160H58V161H59ZM65 160H66V159H65ZM79 160H80V159H79ZM91 160H92V158H91ZM91 160H90V161H91ZM95 160H97V159H95ZM110 160H112V159H110ZM110 160H109L108 162H110ZM117 160H118V159H117ZM131 160H132V159H131ZM138 160H137V162H138ZM177 160H176V164L178 163ZM233 160H234V159H233ZM262 160H263V158H262ZM9 161H10V160H9ZM49 161H51V160H49ZM58 161H56V162H58ZM62 161H63V160H62ZM81 161H82V160H81ZM84 161L87 162V159L84 160ZM90 161H89V162H90ZM98 161H99V160H98ZM103 161H105V160L103 159ZM103 161H102V162H103ZM106 161H107V160H106ZM119 161H121V160L119 159ZM125 161H126V160H125ZM145 161H146V159H145ZM145 161H144V162H145ZM181 161H182V160H181ZM213 161L215 162L216 160H213ZM217 161H218V160H217ZM222 161H223V159H222ZM224 161H225V158H224ZM227 161H228V160H227ZM6 162H7V161H6ZM41 162H42V161H41ZM53 162H54V161H53ZM60 162H61V161H60ZM94 162H95V161H94ZM111 162H112V161H111ZM130 162L132 163V161H130ZM133 162H134V160H133ZM141 162H143V160H142ZM160 162H161V161H160ZM185 162H187V160H186ZM218 162H219V161H218ZM7 163H8V162H7ZM37 163H40V162H37ZM79 163H80V161H79ZM83 163H85V162H83ZM87 163H88V162H87ZM92 163H93V162H92ZM123 163H124V160H123ZM131 163H130V164H131ZM135 163H136V162H135ZM147 163H148V161H147ZM150 163H151V162H150ZM153 163H152V164H147V165H148V166H149V165L152 166ZM157 163H158V161L156 162V164H157ZM259 163H260V162H259ZM259 163L256 161L255 157H253V156H249V157L246 158V160L242 163V166H241L242 171H243V174H244L245 176H247V177L249 178L250 182H251V184H250V186H249V191H250L251 200H252V211H251V212H252V216H253L254 218H258L257 203L260 202V199L264 202V168H263V167L261 166V164H259ZM18 164L20 165V163H18ZM21 164H23V162H22ZM41 164H42V163H41ZM47 164H48V163H47ZM50 164H52V163H50ZM77 164H78V162H77ZM77 164H76V166H75L76 168H77ZM81 164H82V162H81ZM94 164H95V163H94ZM96 164H97V163H96ZM106 164H107V163H106ZM116 164H117V162L115 163V165H116ZM121 164H122V162L120 163V165H121ZM124 164H125V163H124ZM126 164H127V163H126ZM126 164H125V165H126ZM130 164L128 163V165H130ZM132 164H133V163H132ZM139 164H140V163H139ZM142 164H144V163H142ZM156 164H154V165H156ZM158 164H159V163H158ZM186 164H187V163H186ZM33 165H34V164H33ZM42 165H43V164H42ZM58 165H59V164H58ZM62 165H63V164H62ZM64 165H66V164H64ZM67 165H68V164H67ZM79 165H80V164H79ZM102 165H104V164H102ZM111 165H112V163H111ZM115 165H114V166H115ZM122 165H123V164H122ZM134 165H135V164H134ZM145 165H146V164H145ZM147 165H146V166H147ZM173 165H174V164H173ZM183 165H185L184 162H183ZM224 165H225V164H224ZM5 166H7V165H5ZM9 166H10V163H9ZM12 166H13V165H12ZM31 166H32V165H31ZM47 166H48V165H47ZM49 166H50V165H49ZM54 166H55V164H54ZM97 166H98V165H97ZM118 166H119V164H118ZM123 166H124V165H123ZM130 166H131V165H130ZM132 166H133V165H132ZM132 166H131V167H132ZM137 166H138V163H137ZM137 166H134V167H137ZM140 166H141V165H139L137 168H139ZM148 166H147V167H148ZM170 166H171V165H170ZM174 166H176V165H174ZM178 166H179V164H178ZM227 166H228V165H227ZM18 167H19V166H18ZM18 167H17V168H18ZM21 167H22V166H21ZM67 167H68V166H67ZM75 167H74V168H75ZM80 167H82V166L80 165ZM80 167H79V168H80ZM102 167H103V166H102ZM102 167H101V168H102ZM110 167L112 168L113 165L110 166ZM127 167H128V166H127ZM155 167H156V166H155ZM157 167H158V166H157ZM157 167H156V169H158ZM183 167H186V166H182V168H183ZM188 167H189V166H188ZM221 167H222V166H221ZM43 168H44V167H43ZM56 168H57V167H56ZM59 168H60V166H58V170L60 171L61 168H60V169H59ZM64 168H65V167H64ZM72 168H73V167H72ZM72 168H71V169L68 168V169H69V170H72ZM74 168H73V169H74ZM79 168H78V169H79ZM106 168H107V167H106ZM111 168H109V169L111 170ZM122 168H123V167H122ZM124 168H125V167H124ZM151 168H152V167H151ZM169 168H170V167H169ZM18 169H21V168H18ZM18 169H17V170H18ZM46 169H48V168H46ZM66 169H67V168H66ZM68 169H67V170H68ZM93 169H94V168H93ZM112 169H113V168H112ZM126 169H127V168H126ZM143 169H144V168H143ZM147 169H148V168H146V170H147ZM156 169H155V171H156ZM172 169H173V168H172ZM186 169H187V167H186ZM69 170H68V171H69ZM74 170H75V169H74ZM80 170H81V169H80ZM102 170H103V168H102ZM104 170H106V169L104 168ZM124 170H125V169H123V171H121V172L123 173ZM130 170H132L131 172L136 171L135 168H134V171H133V169H131V168H130ZM150 170H152V169H150ZM150 170H149V171H150ZM183 170H184V169H183ZM183 170H182V171H183ZM187 170H189V169H187ZM14 171H15V170H14ZM48 171H49V170H48ZM65 171H66V170H65ZM76 171H77V170H76ZM78 171H79V170H78ZM82 171H83V170H82ZM82 171H81V172H82ZM126 171H127V170H125V172H124V173H126V174L130 172V171H129V172H126ZM169 171H173V173H174L175 170H169ZM207 171H209V170H207ZM5 172H6V171H5ZM50 172H51V171H50ZM70 172H71V171H70ZM81 172H80V173H81ZM89 172H90V171H89ZM93 172H94V171H93ZM104 172H105V171H104ZM107 172H108V171L106 170V173H107ZM131 172H130V173H131ZM140 172H142V171H140ZM157 172H158V171H157ZM175 172H176V171H175ZM185 172H186V170H185ZM205 172H206V171H205ZM13 173H14V172H13ZM16 173H17V172H16ZM24 173H25V171H24ZM27 173H28V172H27ZM45 173H46V172H45ZM55 173H57V172H55ZM80 173H79V174H80ZM86 173H87V172H86ZM106 173H103V174L108 175V173H107V174H106ZM118 173H119V172H118ZM118 173H115V174H116L115 176H117ZM130 173H129V174H130ZM151 173H152V172H151ZM153 173L155 174L154 171H153ZM161 173H162V172L160 171V174H161ZM186 173H187V172H186ZM186 173H184V174H186ZM190 173H191V172H190ZM220 173H221V172H220ZM234 173H236V172H234ZM49 174H52V173H49ZM79 174H78V175H79ZM101 174H102V173H101ZM112 174H113V173H112ZM137 174H138V173H137ZM140 174H141V173H140ZM143 174H145V173H143ZM143 174H142V177H144V178H142L141 182L143 181V179H144V181H145V178H146V176H147L146 174H145L146 176H143ZM148 174H149V173H148ZM156 174L159 175V173H156ZM156 174H155L154 176H156ZM171 174H172V173H171ZM187 174H189V173H187ZM216 174H217V173H216ZM232 174H233V173H232ZM232 174H231V176H232ZM13 175H14V174H13ZM58 175H59V174H58ZM58 175H57V176H58ZM62 175H63V174H62ZM65 175H66V174H65ZM78 175L76 174V176H78ZM85 175H87V174H85ZM93 175H94V174H93ZM97 175H98V174H97ZM135 175H136V173H135ZM152 175H153V174H152ZM152 175L150 176V174H149V177H153ZM158 175H157L156 177H159ZM173 175H174V177H172V176H171V177H172L173 179H174V178L177 179L178 176L176 177L175 173H174ZM181 175H182V174H180V176H181ZM189 175L191 176V174H189ZM23 176H24V175H23ZM41 176H42V175H41ZM47 176H48V175H47ZM63 176H64V175H63ZM69 176H70V175H69ZM87 176H88V175H87ZM109 176H110V175H109ZM109 176H108V177H109ZM112 176H113V175H112ZM115 176H114V177H115ZM124 176H125V174H124ZM180 176H179V177H180ZM182 176H183V175H182ZM235 176H236V175H235ZM36 177H38V176H36ZM61 177H62V176H61ZM61 177L59 176L60 179H61ZM122 177H123V176H122ZM130 177H131V176H130ZM132 177H135V176L132 175ZM162 177H163V175H161L160 179H161ZM167 177H168V176H167ZM203 177H204V176H203ZM218 177H219V176H218ZM5 178H6V177H5ZM11 178H12V177H11ZM11 178H10V179H11ZM34 178H35V177H34ZM110 178H112V177H110ZM119 178H121V177L119 176ZM119 178L116 177L115 179H118L119 181H122V180H123L122 178H121L122 180H120ZM168 178H169V177H168ZM180 178H181V177H180ZM183 178H186V177L184 176ZM215 178H216V177H215ZM219 178H221V177H219ZM226 178H227V177H226ZM226 178H225V179H226ZM232 178H233V176H232ZM236 178H237V177H236ZM37 179H38V178H37ZM40 179H41V178H40ZM101 179H103V178H101ZM133 179H134V178H133ZM133 179H132V181H134ZM146 179H147V178H146ZM148 179H149V178H148ZM150 179H151V178H150ZM156 179H158V178H156ZM160 179H158V180H160ZM173 179H169V180H173ZM189 179L191 180V178H189ZM221 179H222V178H221ZM12 180H13V178H12ZM82 180H83V179H82ZM103 180H104V179H103ZM108 180H109V179H108ZM124 180H125V179H124ZM127 180H128V179H127ZM127 180L125 181L126 183L123 182V184H127ZM130 180H131V179H130ZM151 180H152V179H151ZM153 180H155L154 177H153ZM158 180H156L155 182L158 183V182H157ZM161 180H163V179H161ZM161 180H160V182H161ZM177 180H178V179H177ZM179 180H180V179H179ZM181 180H182V179H181ZM186 180H187V179H186ZM206 180H207V179H206ZM216 180H217V179H216ZM7 181H8V180H7ZM105 181H107V179H106ZM132 181H131V182H132ZM135 181H136V180H135ZM144 181H143V182H144ZM146 181H147V180H146ZM146 181H145V184L148 185V182H146ZM167 181H168V180H167ZM207 181H209V180H207ZM212 181H213V180H212ZM212 181H211V182H212ZM10 182H11V181H10ZM12 182H14V184H15V181H12ZM31 182H34V183H35L36 181H31ZM43 182H44V181H43ZM110 182H111V180H110ZM113 182H114V181H113V179H112V183H113ZM115 182H117V181H115ZM115 182H114V183H115ZM141 182H140V183H141ZM152 182H153V181H152ZM164 182L166 183V180H165ZM184 182H185V180H184ZM191 182H192V181H190V184H191ZM197 182H198V181H197ZM204 182H206V181H204ZM220 182H221V181H220ZM226 182L228 183L229 181H227V179H226ZM235 182H237V181L235 180ZM241 182H242V181H241ZM245 182H246V181H245ZM94 183H95V182H94ZM98 183H99V182H98ZM121 183H122V182H121ZM128 183H129V185L134 184V182L130 184V181H128ZM165 183H163V184H165ZM169 183H170V182H169ZM172 183H173V181H172ZM174 183H176V182H174ZM174 183H173V186L175 185ZM223 183H224V182H223ZM223 183H222V184H223ZM237 183H238V182H237ZM243 183H244V182H243ZM35 184H36V186H37L38 182H36ZM39 184H42V183H39ZM51 184H53V183H51ZM62 184H65V183L62 182ZM69 184H70V182H69ZM69 184H67V185H69ZM79 184H81V183H79ZM108 184H109V183H108ZM153 184H154V182H153ZM163 184H162V185H163ZM176 184H177V183H176ZM181 184H182V182H181ZM187 184H189V182H188ZM187 184H186V185H187ZM203 184H204V183H203ZM203 184H202V186H203ZM207 184H209V182H207ZM212 184H213V183H212ZM233 184H234V183H233ZM238 184H239V183H238ZM240 184H241V183H240ZM10 185H11V183H10ZM22 185H23V184H22ZM33 185H34V184H33ZM45 185H46V184H44V186H45ZM54 185L60 186V184H59V185H58V184H55V182H54ZM81 185H82V184H81ZM95 185H96V184H95ZM112 185H113V184H112ZM118 185H119V184H118ZM142 185H143V184H142ZM147 185H146V186H147ZM151 185H152V183H151ZM151 185H148V186H151ZM154 185H155V184H154ZM165 185H168V182H167V184H165ZM197 185H198V183H197ZM228 185H230V184H228ZM228 185H227V186H228ZM245 185H246V184H245ZM13 186L16 187V185H13ZM27 186H28V185H27ZM27 186H26V187H27ZM47 186H48V185H47ZM69 186H70V185H69ZM78 186H80V185H78ZM125 186H126V185H125ZM125 186H122V187H125ZM136 186H137V185H136ZM138 186H140V184H139ZM156 186H158V185H156ZM178 186H180V185H178ZM182 186H184V184H182ZM188 186H189V185H188ZM220 186H221V185H220ZM227 186H226V187H227ZM231 186H232V185H231ZM231 186H230V188H231ZM234 186H237V185H234ZM14 187H13V188H14ZM39 187H40V186H39ZM42 187H43V185H42ZM67 187H68V186H67ZM109 187H110V186H109ZM113 187H114V185H113ZM118 187H120V186H118ZM127 187H128V186H127ZM129 187H130V186H129ZM131 187H132V186H131ZM134 187H135V185H134ZM134 187H133V188H134ZM144 187H145V186H144ZM152 187H153V186H152ZM160 187H161V184H160ZM169 187H170V186H169ZM171 187H172V185H171ZM171 187H170V188H171ZM198 187H199V186H198ZM207 187H209L210 189H212V188L215 189L214 187L211 188L210 185L207 186ZM9 188H10V187H9ZM20 188H21V187H20ZM34 188H36V187H34ZM49 188H50V187H49ZM56 188H57V187H56ZM56 188H55V189H56ZM58 188H59V187H58ZM58 188H57V189H58ZM60 188H61V186H60ZM71 188H72V187H71ZM125 188H126V187H125ZM135 188H137V187H135ZM135 188H134V189H135ZM146 188H147V187H146ZM146 188H143V189H146ZM162 188H164V186H163ZM173 188H174V187H173ZM203 188H204V187H203ZM228 188H229V186H228ZM228 188H227V189H228ZM232 188H233V186H232ZM243 188H244V187H243ZM26 189H28V188H26ZM50 189L52 190V188H50ZM109 189H110V188H109ZM109 189H108V190H109ZM129 189H130V188H129ZM152 189H153V188H152ZM154 189H156V188L154 187ZM168 189H169V188H168ZM176 189H177V188H176ZM186 189H187V188H186ZM205 189H206V188H205ZM213 189H212V190H213ZM233 189H234V188H233ZM31 190H32V189H31ZM41 190H42V189H41ZM61 190H62V189H61ZM66 190L69 191V189H67V188H66ZM85 190H86V189H85ZM135 190H137V189H135ZM135 190H133L132 192H135ZM174 190H175V188H174ZM183 190H185V189H183ZM216 190H217V189H216ZM235 190H236V188H235ZM239 190H241V189H239ZM16 191H17V190H16ZM16 191L14 192L15 194H16ZM34 191H37V190H34ZM34 191H33V192H34ZM44 191H45V189H44ZM54 191H55V190H54ZM56 191H57V190H56ZM58 191H59V189H58ZM127 191H128V189H127ZM147 191H148V190H147ZM155 191H156V190H155ZM157 191H158V190H157ZM163 191H164V190H163ZM180 191H181V190H180ZM207 191H211V190H207ZM233 191H234V190H233ZM233 191H232V192H233ZM237 191H238V190H237ZM241 191H242V190H241ZM241 191H240V192H241ZM11 192H12V191H11ZM31 192H32V191H31ZM31 192H29V194H30ZM45 192H46V191H45ZM50 192H51V191H50ZM50 192H49V193H50ZM75 192H76V191H75ZM75 192H73V194H74ZM94 192H95V191H94ZM109 192H110V190H109ZM114 192H115V190H114L113 192H111V194L114 193ZM151 192H152V191H151ZM186 192H187V191H185V193H186ZM188 192H190V190H189ZM191 192H192V191H191ZM215 192H216V191H215ZM215 192H214V193H215ZM217 192H218V191H217ZM232 192H231V193H232ZM235 192H236V191H235ZM238 192H239V191H238ZM240 192H239V194H240ZM37 193H38V192H37ZM39 193H40V192H39ZM39 193H38V194H39ZM41 193H44V192L41 191ZM41 193H40L39 195H41ZM51 193H54V192H51ZM55 193L57 194V192H55ZM58 193H59V192H58ZM106 193H107V192H106ZM124 193H126V192H124ZM135 193H137V192H135ZM140 193L142 194V192H140ZM171 193H172V192H171ZM205 193L210 194L209 192H206V190H205L204 194H205ZM233 193H234V192H233ZM242 193H243V192H242ZM242 193H241V194H242ZM9 194H10V193H9ZM29 194H28V196H30ZM32 194H33V193H32ZM32 194H31V195H32ZM38 194H37V196H39ZM56 194H55V195H56ZM63 194H64V192H63ZM104 194H105V192H104ZM114 194H115V193H114ZM119 194H121V193L119 192ZM122 194H123V191H122ZM127 194H128V193H127ZM131 194H132V193H131ZM138 194H139V193H138ZM150 194H151V193H150ZM152 194H154V193H152ZM156 194H158V193H156ZM175 194H176V193H175ZM179 194H181L182 196L184 195V193H182V192L179 193ZM179 194H178V195H179ZM189 194H190V193L187 194V197H188ZM201 194H202V193H201ZM216 194H217V193H216ZM236 194H237V193H236ZM236 194H235V195H236ZM18 195H19V194H17V196H18ZM44 195H45V194H44ZM51 195H52V194H51ZM58 195H59V194H58ZM100 195H101V194H100ZM162 195H163V193H162ZM210 195H211V194H210ZM229 195H230V194H229ZM229 195H227V196H229ZM232 195H233V194H232ZM232 195H231V197H232ZM21 196H22V195H21ZM25 196H26V195H25ZM46 196L49 197V195H46ZM46 196H45V197H46ZM65 196H66V195H65ZM112 196H113V195H112ZM123 196H126V195H123ZM130 196H131V195H130ZM140 196H142V195H140ZM174 196H175V195H174ZM184 196H185V195H184ZM192 196H193V195H192ZM204 196H205V195H204ZM236 196H237V195H236ZM236 196H235V198H236ZM242 196H243V198H245V197H246V194H245V197H244V195H241V196H240V200L242 199ZM11 197H12V195H11ZM41 197H42V196H41ZM50 197H51V196H50ZM92 197H93V196H92ZM105 197H106V196H105ZM134 197H135V196H134ZM138 197H139V195H138ZM138 197H137V198H138ZM144 197H145V196H144ZM187 197H186V200L188 199ZM207 197H210V196L207 195ZM207 197H205V199H206ZM220 197H221V196H220ZM220 197H219V198H220ZM94 198H95V197H94ZM111 198H112V197H111ZM118 198H119V197H118ZM125 198H126V197H125ZM221 198H222V197H221ZM235 198H234V195H233V199H235ZM15 199H16V198H15ZM26 199H27V197H26ZM47 199H48V198H47ZM71 199H72V197L70 198V200H71ZM107 199H109V197H108ZM114 199H115V198H114ZM134 199H135V198H134ZM153 199H155V198H153ZM179 199H181V198L179 197ZM210 199H211V197H210ZM213 199H216V198L214 197ZM226 199H227V198H226ZM228 199H229V197H228ZM231 199H232V198H231ZM238 199H239V197H238ZM238 199H237V200H238ZM29 200H32L31 197H30ZM37 200H38V199H37ZM40 200H41V199H40ZM120 200H121V199H120ZM120 200H119V201H120ZM140 200H142V198H141ZM167 200H168V199H167ZM177 200H178V199H177ZM186 200H185L184 202L187 203L188 200H187V201H186ZM206 200H207V199H206ZM216 200H217V199H216ZM222 200H223V199H222ZM33 201H34V200H33ZM42 201H43V200H42ZM51 201H52V200H51ZM53 201H57V199H56V200L54 199ZM113 201H114V200H113ZM117 201H118V200H117ZM119 201H118V202H119ZM150 201H151V200H150ZM154 201H155V200H154ZM201 201H202V199H201ZM214 201H215V200H214ZM217 201H218V200H217ZM219 201H220V200H219ZM232 201H233V200H232ZM40 202H41V201H40ZM43 202H44V201H43ZM57 202H58V201H57ZM72 202H73V201H72ZM76 202H77V201H76ZM103 202H104V200H103ZM110 202H112V201H110ZM123 202H124V201H123ZM123 202H122V203H123ZM125 202H126V201H125ZM125 202H124V204H125ZM128 202H130V200L127 201V203H128ZM143 202H145V201L143 200ZM162 202H163V201H162ZM188 202H189V201H188ZM191 202H193V201H191ZM191 202H190V204H191ZM202 202H203V201H202ZM223 202H224V201H223ZM238 202H239V200H238ZM244 202H245V201H244ZM31 203H32V202H31ZM44 203H46V202H44ZM52 203H53V202H52ZM115 203H116V200H115V202H114L113 204H115ZM127 203H126V204H127ZM131 203H132V202H131ZM181 203H182V202H181ZM198 203H199V202H198ZM210 203H213V202H210ZM240 203H241V202H240ZM35 204H36V203H35ZM38 204H39V203H38ZM41 204H42V202H41ZM46 204H47V203H46ZM113 204H112V207H113ZM118 204H119V203H118ZM120 204H121V203H120ZM143 204H144V203H143ZM143 204H142V205H143ZM153 204H154V203H153ZM183 204H184V203H183ZM207 204H209V203H207ZM242 204H244V203H242ZM242 204H241V206H242ZM44 205H45V204H44ZM57 205H58V204H56V207H57ZM62 205H64V203H63ZM66 205H67V204H65V206H66ZM121 205H122V204H121ZM146 205H147V204H146ZM151 205H152V204H151ZM179 205L181 206V204H179ZM185 205H186V204H185ZM244 205H245V204H244ZM60 206H61V205H60ZM68 206H69V205H68ZM74 206H76V205H74ZM109 206H110V205H109ZM125 206H126V205H125ZM125 206H124V207H125ZM148 206H149V204H148ZM180 206H179V208H180ZM206 206H207V205H206ZM211 206H212V204H211ZM229 206H230V205H229ZM241 206H240V207H241ZM41 207H43V206H41ZM52 207L54 208V206H52ZM56 207H55V208H56ZM61 207H62V206H61ZM95 207H96V206H95ZM105 207H106V206H105ZM118 207H119V206H118ZM122 207H123V206H122ZM124 207H123V208H124ZM225 207H226V206H225ZM231 207H232V206H231ZM231 207H230V209H231ZM33 208H34V207H33ZM65 208H66V207H65ZM69 208H71V207H69ZM72 208H73V207H72ZM96 208H97V207H96ZM107 208H108V207H107ZM123 208H122V209H123ZM146 208H147V207H146ZM148 208H150V207H148ZM182 208H183V207H182ZM188 208H189V207H188ZM188 208H187V209H188ZM207 208H209V207H207ZM207 208H206V211H207ZM216 208H217V207H216ZM220 208H223V207H220ZM226 208H228V207H226ZM232 208H233V207H232ZM247 208H248V207H247ZM6 209H7V208H6ZM61 209H62V208H61ZM89 209H90V208H89ZM89 209H87V210H89ZM92 209H93V208H92ZM125 209H129V208H125ZM151 209H152V208H150V210H151ZM153 209H154V208H153ZM153 209H152V210H153ZM157 209H158V207H157ZM163 209H164V208H163ZM175 209H176V208H175ZM177 209H178V208H177ZM217 209H218V208H217ZM233 209H235V208H233ZM260 209H261V208H260ZM260 209H259V210H260ZM45 210H46V209H45ZM67 210H68V209L66 208V211H67ZM98 210H99V207H98ZM109 210H112V209H110V207H109ZM115 210H116V209H115ZM115 210H114V211H115ZM118 210H119V209H118ZM123 210H124V209H123ZM133 210H134V209H133ZM178 210H179V209H178ZM210 210H211V209H210ZM210 210H209V211H210ZM212 210H213V209H212ZM224 210H225V209H223V211H224ZM231 210H232V209H231ZM64 211H65V210H64ZM103 211H104V210H103ZM114 211H113L112 214H114ZM124 211H125V210H124ZM185 211H186V210H185ZM221 211H222V209H221ZM223 211H222V212H223ZM233 211H234V210H233ZM93 212H94V210H93ZM95 212H97V211H95ZM107 212H108V211H107ZM117 212H118V211H117ZM122 212H123V211H122ZM122 212H121V213H122ZM134 212H135V210H134ZM150 212H151V211H150ZM156 212H157V211H156ZM186 212H187V211H186ZM189 212H190V211H189ZM189 212H188V213H189ZM238 212H240V211H238ZM260 212H262V211L260 210ZM53 213H54V212H53ZM72 213H73V212H72ZM110 213H111V212H110ZM115 213H116V211H115ZM118 213H119V212H118ZM123 213H124V212H123ZM139 213H140V212H139ZM139 213H138V214H139ZM177 213H178V212H177ZM191 213H193L192 210H191ZM191 213H190V214H191ZM220 213H221V212H220ZM225 213H227V209H226V212H225ZM225 213H224V214H225ZM241 213H242V212H241ZM241 213H240V215H241ZM27 214H28V213H27ZM79 214H80V213H79ZM107 214H108V213H107ZM201 214H202V213H201ZM201 214H200V215H201ZM238 214H239V213H238ZM42 215H44V214H42ZM76 215H77V214H76ZM183 215H184V214H183ZM6 216H7V215H6ZM105 216H106V215H105ZM111 216H113V215H111ZM122 216H123V215H122ZM154 216H155V215H154ZM195 216H196V215H195ZM226 216H227V214H226ZM145 217H146V216H145ZM175 217H176V216H175ZM184 217H185V216H184ZM197 217H199V216L197 215ZM200 217H201V216H200ZM47 218H48V219H47L48 222L51 221V220H50L51 218H50V219H49V217H47ZM55 218H56V217H55ZM111 218H112V217H111ZM186 218H187V217H186ZM201 218H202V217H201ZM203 218H204V217H203ZM5 219H6V218H5ZM44 219H45V218H44ZM98 219H99V218H98ZM104 219H105V218H104ZM114 219H115V218H114ZM126 219H127V218H126ZM155 219H156V218H155ZM197 219H198V218H197ZM206 219H207V218H206ZM210 219H211V218H210ZM226 219H227V218H226ZM2 220H3V219H2ZM12 220H13V219H12ZM54 220H55V219H54ZM75 220H76V219H75ZM79 220H80V219H79ZM106 220H107V219H106ZM122 220H123V219H122ZM128 220H129V218H128ZM142 220H143V219H142ZM179 220H180V219H179ZM228 220H230V219L228 218ZM234 220H235V219H234ZM247 220H248V219H247ZM259 220H260V219H259ZM8 221H10V220H8ZM17 221H18V220H17ZM26 221H27V220H26ZM33 221H34V220H33ZM69 221H70V220H69ZM90 221H91V220H90ZM192 221H193V220H192ZM211 221H212V220H211ZM232 221H233V219H232ZM20 222H21V221H20ZM34 222H35V221H34ZM52 222H54V221H52ZM65 222H66V221H65ZM78 222H79V221H78ZM97 222H98V221H97ZM97 222H96V223H97ZM121 222L123 223V221H121ZM124 222H125V221H124ZM141 222H142V221H141ZM143 222H144V221H143ZM161 222H162V221H160L159 223H161ZM27 223H28V222H27ZM58 223H59V222H58ZM60 223H61V222H60ZM115 223H116V222H115ZM133 223H134V221H133ZM157 223H158V222H157ZM172 223H173V222H172ZM28 224H29V223H28ZM52 224H53V223H52ZM54 224H55V223H54ZM66 224H67V223H66ZM93 224H95V222H94ZM93 224H91V225H93ZM107 224H108V223H107ZM127 224H129V223H127ZM139 224H141V223H139ZM144 224H145V223H144ZM146 224H147V222H146ZM161 224H162V223H161ZM164 224H165V223H164ZM170 224H171V222H170ZM170 224H168V225L171 226L172 224H171V225H170ZM189 224H192V223L189 222ZM201 224H202V223H201ZM201 224H199V225H201ZM12 225H13V224H12ZM29 225H30V224H29ZM32 225H33V224H32ZM56 225H57V224H56ZM68 225H69V224H68ZM72 225H73V224H72ZM85 225H86V224H85ZM85 225H84V226H85ZM115 225H117V224H115ZM132 225H133V224H131L130 226L132 227ZM136 225H137V223H136ZM142 225H143V224H142ZM168 225H167V226H168ZM184 225H186V224L184 223ZM192 225H193V224H192ZM212 225H213V224H212ZM26 226H27V225H26ZM30 226H31V225H30ZM34 226H35V225H34ZM79 226H80V225H79ZM84 226H83V227H84ZM87 226H88V224H87ZM87 226H86V227H87ZM89 226H90V225H89ZM105 226H106V225H105ZM127 226H128V225H127ZM130 226H129V227H130ZM134 226H135V225H133V228H135ZM158 226H161V225H158ZM174 226H175V225H174ZM182 226H183V224H182ZM195 226H196V225H195ZM195 226H194V227H195ZM201 226H202V225H201ZM231 226H232V225H231ZM28 227H29V226H28ZM92 227H93V226H91V228H92ZM94 227H95V226H94ZM102 227H103V224H102ZM102 227H101V228H102ZM171 227H172V226H171ZM171 227H170V229H171ZM180 227H181V225H180ZM186 227H187V226H186ZM214 227H215V226H214ZM233 227H234V226H233ZM261 227H262V226H261ZM22 228H23V231L25 232V230H24L25 228H24V227H22ZM29 228H30V227H29ZM60 228H61V227H60ZM84 228H85V227H84ZM91 228H90V230H91ZM96 228H97V227H96ZM96 228H94V229H96ZM103 228H104V227H103ZM121 228H122V227H121ZM123 228H124V227H123ZM144 228H145V226H144ZM159 228H160V227H159ZM166 228H167V227H166ZM172 228H173V227H172ZM191 228H192V227H191ZM207 228H209V227H207ZM228 228H229V227H228ZM244 228H245V227H244ZM17 229H18V228H17ZM27 229H28V228H27ZM98 229H99V228H98ZM107 229H108V227H107ZM125 229H126V228H125ZM147 229H148V228H147ZM163 229H164V228L162 227V230H163ZM189 229H190V228H189ZM195 229H196V228H195ZM195 229H194V230H195ZM198 229L201 230L202 228H198ZM232 229H233V228H232ZM235 229H236V228H235ZM19 230H20V229H19ZM32 230H33V229H32ZM36 230H37V229H36ZM57 230H58V229H57ZM60 230H61V229H60ZM92 230H93V229H92ZM103 230H105V229H103ZM153 230H154V229H153ZM168 230H169V229H168ZM171 230H172V229H171ZM174 230H175V227H174ZM248 230H250V229H248ZM248 230H246V231H248ZM23 231H22V233H23ZM26 231H29V230H26ZM30 231H31V229H30ZM30 231H29V233H30ZM76 231H78V230H76ZM82 231H83V230H82ZM121 231H122V230H121ZM176 231H180V230L178 229V230H176ZM181 231H182V230H181ZM201 231H203V230H201ZM230 231H231V230H230ZM230 231H229V233H230ZM235 231H237V230H235ZM243 231H244V230H243ZM263 231H264V230H263ZM38 232H39V230H38ZM68 232H69V231H68ZM98 232H99V231H98ZM125 232H126V231H125ZM136 232H138V231H136ZM153 232L156 233L157 231H156V232L153 231ZM165 232L167 233V231H165ZM193 232H195V231H193ZM204 232H205V230L203 231V233H204ZM211 232H212V231H211ZM211 232H209V233H211ZM241 232H242V230H241ZM31 233H32V232H31ZM57 233H58V232H57ZM115 233H116V232H115ZM122 233H123V232H122ZM129 233H130V231H129ZM139 233H140V232H139ZM141 233H143V232L141 231ZM146 233H147V232H146ZM150 233H152V232H149V234H150ZM158 233H159V231H158ZM162 233H163V232H162ZM174 233H175V232H174ZM176 233H177V232H176ZM187 233H188V232H187ZM200 233H201V232H200ZM203 233H201L200 235L202 236ZM237 233H238V232H237ZM237 233H236V234H237ZM249 233H251V232L246 233L245 236H247V234H249ZM26 234H27V233H26ZM26 234H24V235H26ZM47 234H48V233H47ZM59 234H60V233H59ZM72 234H75V231H74L73 233H66V234L64 233V234H62V235H56V234H55V235L52 237V244H51V247H50V253H51V255H52V259H53V261H54V264H140V258H139V255H138L137 252H136V246H135V244H132V243H131V244H126V242H125V243L117 242V243H112V244H110L109 246H98L96 241H95V242H91V241H88V240H87V241L78 240V239L73 238V237H72ZM110 234H111V233H110ZM116 234H117V233H116ZM134 234H135V233H134ZM179 234H180V233H179ZM194 234H195V233H193V235H194ZM232 234H233V233H231V235H232ZM234 234H235V233H234ZM234 234H233V236H234ZM251 234H252V233H251ZM22 235H23V234H22ZM27 235H28V234H27ZM41 235H42V234H41ZM48 235H49V234H48ZM51 235H53V234H51ZM124 235H125V234H124ZM138 235H139V234H138ZM146 235H147V234H146ZM150 235H151V234H150ZM167 235H168V233H167ZM193 235H192V238H193V239L195 238V240H196L197 238H196V237H193ZM196 235H197V234H196ZM200 235H199V236H200ZM231 235H230V236H231ZM249 235H250V234H249ZM39 236H40V235H39ZM109 236H110V235H109ZM139 236H140V235H139ZM162 236H163V235H162ZM179 236H180V235H179ZM201 236H200V237H201ZM219 236H221V235H219ZM227 236H228V235H227ZM236 236H237V235H235V237H236ZM250 236H251V235H250ZM5 237H7V236H5ZM25 237H26V236H25ZM48 237H49V236H48ZM98 237H99V236H97V238H98ZM100 237H101V236H100ZM107 237H108V236H107ZM142 237H144V236H142ZM142 237H141V238H142ZM174 237H175V236H174ZM177 237H178V236H177ZM180 237H181V236H180ZM200 237H199V238H200ZM202 237H203V236H202ZM205 237H207V234H206V236H205V234H204V238H205ZM216 237H217V235H216ZM222 237H223V236H222ZM239 237L243 238L242 236H239ZM248 237H249V236H248ZM16 238H17V237H16ZM23 238H24V237H23ZM41 238H42V237H41ZM111 238H112V236H111ZM139 238H140V237H139ZM189 238H190V237H189ZM199 238H198V239H199ZM217 238H219V237H217ZM225 238H226V237H225ZM225 238H224V240H225ZM232 238H233V237H232ZM257 238H258V237H257ZM17 239H18V238H17ZM145 239H147V238H145ZM212 239H213V237H212ZM212 239H210L209 241L214 242V241L216 240V238H214V239H215L214 241H212ZM221 239H222V238H221ZM230 239H231V237H230ZM245 239H246V238H245ZM248 239H249V238H248ZM251 239H253V238H251ZM255 239H256V238H255ZM20 240H21V239H20ZM50 240H51V238H50ZM149 240H150V239H149ZM185 240H186V239H185ZM199 240H200L201 243H202L203 240H202V239H199ZM224 240H223V242H224ZM233 240H234V239H233ZM242 240H243V239H242ZM249 240H250V239H249ZM259 240H260V238H259ZM259 240H258V241H259ZM261 240H263V239H261ZM144 241H145V240H144ZM146 241H147V240H146ZM152 241H153V240H152ZM205 241H206V240H204L203 242H205ZM209 241H207V243H209ZM221 241H222V240H221ZM221 241H220V242H221ZM227 241H228V238H227ZM227 241L225 240V242L223 243V244H224V245H223V248L226 246L225 243H227ZM230 241H231V240H230ZM28 242L30 243V241H28ZM40 242H41V241H40ZM40 242H39V243H40ZM43 242H44V241H43ZM138 242H139V241H138ZM148 242H149V241H148ZM183 242H185L184 239H183ZM211 242H210V243H211ZM216 242H217V241H216ZM238 242H239V241H238ZM32 243H33V242H32ZM145 243H146V242H145ZM150 243H151V242H150ZM155 243H156V242H155ZM180 243H182V241H180ZM192 243H193V242H192ZM194 243H195V241H194ZM214 243H215V242H214ZM214 243H213V244H214ZM229 243H230V242L228 241L227 244H229ZM245 243H246V241H245ZM263 243H264V242H263ZM104 244H105V243H104ZM107 244H108V243H107ZM140 244H141V243H140ZM142 244H143V242H142ZM148 244H149V243H148ZM152 244H153V243H152ZM152 244H151V245H152ZM182 244H184V243H182ZM188 244L190 245L191 243H188ZM204 244H206V243H204ZM213 244H212V245H213ZM216 244H217V243H216ZM20 245H21V244H20ZM30 245H31V243H30ZM154 245H155V244H154ZM180 245H181V244H180ZM189 245H186V246H189ZM195 245H197V243H196ZM200 245H201V246H204L203 244H200ZM217 245H218V244H217ZM217 245H216L215 247H217ZM221 245H222V244H221ZM229 245H230V244H229ZM236 245H237V244H236ZM241 245H242V244H241ZM247 245H248V244H247ZM250 245H251V244H250ZM250 245H249V246H250ZM37 246H38V245H37ZM37 246H36V247H37ZM143 246H144V245H143ZM146 246H147V245H145V247H146ZM152 246H153V245H152ZM197 246L199 247V245H197ZM207 246H209V245H207ZM219 246H220V243H219ZM232 246H234V245H232ZM239 246H240V244H239ZM242 246H243V248L245 247L244 244H243ZM242 246H241V248H242ZM251 246H252V245H251ZM254 246H255V245H254ZM257 246H258V245H257ZM261 246H262V245H259V248H260ZM48 247H49V246H48ZM184 247H185V246H184ZM210 247H211V246H210ZM212 247H213V246H212ZM229 247H231V246H229ZM234 247H235V246H234ZM30 248H31V247H30ZM30 248H29V250H32V249H30ZM39 248H40V246H39ZM45 248H46V246H45ZM148 248H149V247H148ZM155 248H156V246H155ZM185 248H187V247H185ZM213 248H214V247H213ZM213 248H212V250H214ZM227 248H228V245H227ZM235 248H239V247L237 246V247H235ZM235 248H234V249H235ZM247 248H248V246H247ZM247 248H246V249L244 248V249L247 250ZM253 248H255V247L252 246V248H250V249L254 250ZM26 249H27V248H26ZM33 249H35V248H33ZM43 249H44V248H43ZM48 249H49V248H48ZM146 249H147V247H146ZM150 249H151V248H150ZM189 249H190V248H189ZM203 249L205 250L206 248H203ZM221 249H222V248H221ZM229 249H230V248H229ZM234 249H233V250H234ZM244 249H243V250H244ZM143 250H144V249H143ZM147 250H148V249H147ZM154 250H155V249H154ZM183 250H184V249H183ZM194 250H195V248H194ZM197 250H198V249H197ZM207 250H209V249H207ZM212 250H211V251H212ZM219 250H220V249H219ZM233 250H232V251H233ZM235 250H236V249H235ZM238 250H239V249H238ZM245 250H244V251H245ZM260 250H261V249H260ZM38 251H39V250H38ZM144 251H145V250H144ZM150 251H151V250H150ZM184 251H185V252H188V251H186V250H184ZM199 251H200V250H199ZM199 251H198V253H196L195 255L200 254ZM215 251H216V250H215ZM215 251H214V253H215ZM217 251H218V250H217ZM221 251H224V249H223V250H220L219 253H220ZM229 251L232 252L231 250H229ZM239 251H240V250H239ZM244 251H243V252H244ZM247 251H248V250H247ZM258 251H259V250H258ZM258 251H257V253H258ZM12 252H13V251H12ZM17 252H18V251H17ZM152 252H153V251H152ZM185 252H184V253H185ZM201 252H202V250H201ZM224 252H225V251H224ZM224 252H223V253H224ZM240 252H242V251H240ZM243 252H242V253H243ZM245 252H246V251H245ZM250 252H251V251H250ZM24 253H25V252H24ZM27 253H28V252H27ZM31 253H32V252H30V254H31ZM174 253H176V251H175ZM178 253H179V251H178ZM180 253H181V252H180ZM191 253H192V252H191ZM193 253H194V252H193ZM216 253H217V252H216ZM36 254H37V253H36ZM36 254H35V256H38V255H36ZM148 254H149V253H148ZM181 254L184 255L183 253H181ZM212 254H213V253H212ZM217 254H218V253H217ZM5 255H6V254H5ZM49 255H50V254H49ZM151 255H153V254H151ZM147 256H148V255H147ZM156 256H157V255H156ZM159 256H160V255H159ZM178 256H179V255H178ZM178 256H177V258H178ZM186 256H188V254H187ZM241 256H243V255H241ZM252 256H253V255H252ZM31 257H32V256H31ZM157 257H158V256H157ZM183 257H185V256H183ZM191 257H192V256H191ZM194 257H196V256H194ZM197 257H198V255H197ZM220 257H221V256H220ZM243 257H244V256H243ZM158 258H159V257H158ZM160 258H162V257L160 256ZM163 258H164V257H163ZM170 258H172V257L170 256ZM179 258H180V260H181V257H179ZM186 258H187V257H186ZM192 258H193V257H192ZM198 258H199V257H198ZM211 258H212V256H211ZM215 258H217V257H215ZM147 259H148V258H147ZM174 259H176V258H174ZM174 259L172 258V259H170V260H174ZM206 259H209V258H206ZM237 259H238V258H237ZM9 260H10V259H9ZM167 260H169V259H166V261H167ZM182 260H183V259H182ZM196 260H197V259H196ZM6 261H7V260H6ZM153 261H154V260H153ZM156 261H157V260H156ZM175 261L177 262V259H176ZM238 261H240V260H238ZM38 262H39V261H38ZM150 262H151V260H150ZM167 262H168V261H167ZM178 262H179V260H178ZM217 262H218V261H216L215 263H217ZM240 262H241V261H240ZM173 263H174V262H173ZM185 263H186V262H185ZM260 263H261V262H260ZM260 263H258V264H260ZM13 264H14V263H13ZM161 264H162V263H161ZM174 264H176V263H174ZM179 264H180V263H179ZM241 264H243V263L241 262ZM246 264H247V263H246Z\"/></svg>","mask_w":264,"mask_h":264}]
</instances>
